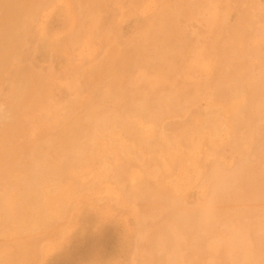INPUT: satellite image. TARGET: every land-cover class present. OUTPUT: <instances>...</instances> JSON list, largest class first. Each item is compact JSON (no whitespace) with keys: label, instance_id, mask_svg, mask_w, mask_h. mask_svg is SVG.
<instances>
[{"label":"rangeland","instance_id":"1","mask_svg":"<svg viewBox=\"0 0 264 264\" xmlns=\"http://www.w3.org/2000/svg\"><path fill=\"white\" fill-rule=\"evenodd\" d=\"M7 1L13 2L15 4H18L19 2L21 4L23 3V0H7ZM24 1H27V6H28L27 9L19 10L16 13H13L12 11L8 10L7 7H5V5L3 6L2 3L0 5V41H1L0 42L1 44L0 45V68L2 65V68L0 70V192H1L0 196L3 193L9 192V191L12 192V194H16L17 192V197L16 195H13L14 197L11 196V198L7 201L9 203H12L10 201H13L15 199L16 202L13 201L12 204L17 203V205L14 204V209H12V212L8 213L9 214L8 215L5 213L10 212V211H5V212L0 211L1 212L0 214H2V216L0 215V251H1L0 252V256H1L0 264L1 263L2 264H29L30 262H31L30 264H143V263L146 264L147 262L148 264H153L152 258H154L156 261L157 259L160 261V256L162 254L163 255L161 256V259L163 261L162 262L160 261V263L162 264L164 263L180 264V262H182L183 264H207L208 262H209L208 264H264V151H263L264 149L260 151L261 148H264V142H263L264 141V138H263L264 137L263 135L264 133L263 131L264 130L263 129L264 111L262 112L258 111L262 109L264 110V105H262L264 104L263 102L264 98L261 99V97L255 94L257 92L256 90H258L259 88L257 89V87L255 86L256 90L253 89L254 85L256 84L254 82L257 81L256 78L258 77L256 76V74L257 75L260 74L259 70H261V69L259 70L257 69L260 67L264 69V58H263L264 57V35H263L264 32H262L264 31V24H263L264 23V0H210V1L209 0H190V1L189 0H107L105 3H103L104 0H64V1L63 0L61 1L46 0L47 2L45 3L43 0H24ZM37 3H39L38 6H37ZM99 3H102V4L99 5ZM35 5H36L37 10L35 9ZM189 5L192 7H189ZM32 6L34 7L32 8ZM47 8H48V11H46ZM43 10L45 11L42 12ZM209 10L211 13L209 12ZM33 12L34 13L36 12V14L37 13L38 14L36 15ZM42 13H45V14H42ZM166 13L167 14L169 13V14L167 15ZM171 13L173 14L172 16H171ZM175 13L177 15H175ZM163 14H165L164 20L162 19ZM29 15H30L29 18L32 21L31 24H30L31 21L27 22L29 20L28 19ZM39 15L41 16V19H44L43 21L38 19ZM90 16L92 18L94 16L96 17H94V19L92 18L89 19ZM168 18L170 20L169 22H168ZM172 18H173V22H172ZM21 19H23V22L25 21L24 22L25 24H22ZM34 19H35V23H34ZM91 19L93 21H96L97 23L94 22V24H92ZM26 22L28 25H31V27L26 25ZM36 23H37V28H36ZM71 23L73 24V28L70 29L69 27H72ZM19 24L21 25L19 26ZM170 26L171 28L173 27L172 28L173 30L170 28ZM23 31L25 32L23 33ZM13 32L19 33V36L16 39H11L8 36L9 34ZM26 32H28V35L26 34L25 36L26 38L24 39V35ZM144 32L145 34H143ZM172 32L174 33V35L178 37L177 39H176V36H174ZM30 33L32 34L30 35ZM170 35L172 37H170ZM171 39H174L173 40L174 42ZM74 40L75 42H73ZM69 41H71V43ZM253 43L255 44L254 45L255 47L252 46ZM74 44H76V46ZM217 46H220L218 48L219 52H217L218 51ZM114 47H116L117 50L114 49ZM126 48H127V51H124L126 50ZM132 48L134 50H132ZM111 50H112V53L111 55H109V51L111 52ZM208 50H211V51L208 52ZM226 52L228 54H225ZM232 52H233L234 57L232 56ZM251 52H253L254 55ZM200 54L201 56L199 57ZM177 55H179V57ZM206 55L208 57H206ZM213 55H215V57ZM167 58L169 59L167 60ZM173 58H175L176 62L173 61L174 60ZM257 58L259 61L257 60ZM233 61H235L234 65L232 64ZM192 62L193 63L195 62L198 67H201L202 71L200 70V68H197L196 65L195 66L194 64L191 65ZM198 62H201V63L199 64ZM243 63L246 64V68L244 67L245 64ZM117 64L119 65V67L117 66ZM170 64L172 65V67L170 66ZM97 65L100 68L96 67ZM101 65H104V66H101ZM163 65L165 69H163ZM189 65H190V68H189ZM110 66L112 69H114V71L110 68ZM249 66H250V69H248ZM50 67L52 70L50 69ZM95 67L97 69H95ZM116 67H118V69ZM243 68H245L246 69L245 71H247L246 76L244 74L245 77L242 75V72L244 71ZM203 69H205V72H203ZM208 69L210 70V72L208 71ZM249 70L251 72H249ZM206 71L207 73L209 72L208 75H206L207 74ZM262 71L263 70H261V72ZM248 72L253 75L252 77H255L254 79L252 77L250 78L253 80H249V77L251 75H249ZM204 74L206 75V77H204ZM138 76H142V77H139V79H136V82H135L134 79L138 78ZM152 76L154 77V80L152 79ZM240 76H241V79L243 78L242 80H239ZM149 77L153 80V82L152 80H149ZM169 77H171L170 80H169ZM155 78L156 79L158 78V79L156 80ZM164 80H165V83H164ZM202 80L204 83L201 84ZM245 80H247V83ZM131 81L132 83L134 81L133 83L134 85H131L132 84ZM149 81L150 83H148ZM250 81H253L252 82L253 85L251 84ZM127 82H129L130 84L128 85L129 86L128 88L126 87ZM151 82L153 83V86L151 85L152 87L149 85L151 84ZM115 83H117V85ZM146 83L150 87H148ZM160 83L161 85L162 84L164 85L161 86V89L159 91L158 89L160 88ZM238 85L240 87H238ZM132 86L134 88V90H132L133 93L130 91ZM192 86L194 88H192ZM208 86H211V87L207 88ZM149 88L150 89L152 88L150 93L147 92ZM205 88L210 89L209 92L205 90ZM114 90L116 91V93ZM144 90H146V92ZM254 90H255V93H254ZM125 91H127V94L130 92V95H129L130 98L127 97V94ZM206 91L207 93H205ZM123 92H124V96H123ZM135 92L137 95L135 94ZM140 93L142 96H138ZM146 93L147 95H145ZM125 94L127 98H125ZM239 95L241 96V98ZM123 97L127 101H123ZM137 98L140 102L136 101ZM185 99L189 100L190 104L188 103L187 105L186 102L188 101ZM182 101H184V103H182ZM125 102L127 103V105ZM128 102H130V105ZM137 102L139 103L138 105H137ZM161 102H163L162 104L164 106L162 104L159 105ZM251 102H253L254 106H252ZM116 103L118 104L120 103L121 106ZM124 103H125V107L123 106ZM177 103H179V105H177ZM51 104H53V108ZM115 104L117 105L116 108H114L116 106ZM167 104H170V105H167ZM238 104L240 106L244 104L245 107L243 106L240 107ZM172 105L173 107L174 106L175 107L173 108ZM47 106L48 107L50 106L51 108L49 107L48 109ZM179 106H181L180 109H179ZM258 106L260 108L262 107L263 108L259 109ZM46 107H47V110L45 109ZM126 107H128L127 110H126ZM141 107H143V110H141L142 109ZM234 107L241 110L240 113L242 114L240 116H242V120L245 119L244 121H246V123L243 121L242 123L243 125L241 124V122L235 123L232 120V118H230V117H233V112L235 110ZM254 107L258 109L256 110V108ZM120 108H123L124 114L123 113L119 114V112H122ZM162 109H165V110L163 111ZM167 109L168 110L171 109V111H168ZM124 110H126L127 112L125 113ZM229 110L232 111L230 114H229L230 112ZM46 111L48 114L45 113ZM98 111L100 112V114ZM112 111L114 112V114ZM253 111H257V112H253ZM172 112L175 114H173ZM247 112H251V113L248 114ZM97 113L99 114V117L97 116ZM116 113H118L123 118H121ZM155 113L157 114L156 117L153 116L155 115ZM179 113H181L180 114L181 116L179 115ZM42 114H44V117ZM109 114H111V116ZM253 114H256V116H254ZM108 115L110 117H108ZM117 115L119 116L118 118H117ZM147 115H148V118H147ZM201 115L203 118H201ZM250 115H252V117ZM257 115H259V117ZM130 116L132 120H136V121L132 122ZM97 117L102 121L105 120L104 127L103 126L99 127L101 129L99 131L96 130L97 133L98 132L100 133L101 131L104 130V132L100 133V134H103V135H99L100 137L98 136L99 133L97 134L96 132H93L91 135L90 134L91 127L90 125H88L90 122L92 124V121L94 119H98ZM137 117L140 118V121L142 120L141 123L145 122V124L142 125L141 123H139L140 121H138L139 119ZM255 117H256V120L261 118L260 120H257V121L259 122L258 123L259 125L263 122L261 124L262 126L258 125L261 130L263 129L262 130L263 133L260 129H259L260 131L256 130L258 128L256 127L257 125L256 121H254ZM82 118L84 120H82ZM119 118L121 119L119 120ZM210 118L211 119L213 118L211 121L212 123L210 122ZM122 119L123 121L125 119L129 121L128 122L125 121L126 124L122 121L124 123L122 124L121 122ZM196 119L200 121L197 122ZM227 119H229L232 122L228 121ZM38 120H40L41 122ZM116 120H119V121H116ZM214 120L215 122L217 121L218 122L214 124L213 122ZM252 120L256 123L255 126H253L254 122L251 123ZM85 122L88 123L87 126ZM136 122L138 123L137 125L140 130H143V129L147 130V131L143 130L145 134H143V131H139L137 129L136 124H134ZM146 122H147V125H146ZM157 122L159 123L157 124ZM206 122H208L209 125L208 124L205 125ZM225 122L227 124L228 122H230V124H228V126H224V125H227ZM129 123L132 125H130ZM191 123L192 125H190ZM244 123L247 124V127H245L246 125L244 126ZM186 124L189 126H187ZM194 124H195V127L193 129L192 126ZM80 125H81L80 129L83 130L82 133L78 127ZM133 125H135V127ZM139 125L140 126L142 125V128L143 127L144 128L141 129ZM238 125H239V128H237V130L241 132L240 137H239V133H236L238 132L236 130V127ZM186 126L187 127L191 126L192 128L190 127L187 130ZM198 126H200L201 129ZM205 126H208V127H205ZM214 126H216L217 128L220 126V128H218V131L216 130L217 128ZM230 126L235 127V128L233 129ZM105 127L108 130V133ZM212 127L216 131L215 133L216 137L213 135L214 134L213 132L215 131L212 132L211 130ZM223 127H225L224 128L225 130L228 127V130L223 131ZM122 128L124 129V131H122L123 130ZM166 128L168 132L166 131L165 133ZM195 128L197 129L196 131H194ZM204 128H206V130H204ZM246 128L247 130L249 129L248 131L246 130L248 133L247 132L245 133L244 131ZM252 128L256 132H253L254 130ZM177 129H179L178 131L182 129L181 131L183 133L181 131H180L181 133L180 132L177 133L176 131ZM190 129L192 130V132L189 131ZM199 129L202 131H200ZM129 130H132L134 133ZM110 131H111V138H110ZM114 131L116 132L121 131V132L116 133ZM169 131H171L170 134L172 137L169 136V138H166L169 135ZM137 132H140V134H137ZM150 132H155V133H150ZM194 132L197 133L196 135L198 137L193 136L195 135ZM243 132L245 133L244 136L242 135ZM257 132H259V134L261 133L262 134L259 135ZM121 133L123 134V136H124V133H126L125 136L126 135L127 136L126 137L124 136L125 139L123 138V136H121ZM131 133L133 134V136L130 135ZM149 133L152 135H150ZM201 133L204 134L203 137ZM207 133H208V137L206 135ZM230 133H231V138H230ZM142 134L146 139H144ZM148 134L149 136H152V137L149 138ZM178 134H179V137H177ZM184 134L186 135L189 134V136L187 135L186 137ZM256 134L257 136L258 135L259 136L255 138ZM113 135H115L114 138H113ZM190 135H192L190 139L191 141L188 143L189 141L188 137H190ZM53 136L54 138L57 136L58 137L54 139ZM96 136H98L97 140L95 139ZM120 136L123 141L117 142L116 140H120L119 138ZM140 136L142 138H140ZM146 136H148V139ZM182 136L186 137V140H184L185 138H182ZM228 136L230 139L228 138ZM234 136L236 138L235 140L239 138L236 142V145L238 141H240V138H242L243 136V139H241V141L242 140L243 141L242 142L240 141V143H238V146H237L238 150L236 148V151L235 149L233 150L231 149L233 148L232 145L231 147L227 145V144H230L228 140L231 141L232 138H234ZM102 137L104 139H102ZM130 137L131 139H129ZM160 137L163 139L160 140L161 139ZM79 138H81L80 142H79ZM172 138L174 139L173 141L176 142L174 147H172L174 144L173 145L169 144L170 143L169 140H171V143H172ZM175 138L177 140H175ZM91 139L93 140L95 139V140L91 141ZM141 139L142 141H140ZM206 139H208V141ZM255 139L259 140L260 142L258 143L255 142ZM102 140L105 141L104 142L105 145L102 143ZM165 140H166V143L163 142ZM185 141L186 143H184L185 144L184 145L182 142H185ZM194 141L196 142V144L194 143ZM209 141L211 142L209 143ZM95 142L96 143L98 142V143L96 144ZM100 143L102 144V147H97V145L101 146ZM200 143L203 144V147L201 146L202 144ZM244 143L246 144L244 145ZM78 144L81 145V149H78V148L76 149V146H78ZM157 144H159L158 147H156ZM162 144H164V147H162ZM123 145H124L123 149L124 150L126 149V151L122 149ZM169 145L171 146L169 149H167ZM176 145H178L179 147ZM216 145L219 146V148H217ZM254 145L256 147L258 145L260 146H258L259 148L257 147L258 148L257 149ZM37 146L38 148H36ZM195 146H197V149L195 148ZM241 146H243V148ZM187 147L189 148L191 147L190 148L191 150H189V148L186 150ZM204 147H206V150L208 152L210 151L209 153L212 152L211 154L217 155V157L211 156V154L206 152ZM252 147L253 148L255 147L256 150H258L261 153L260 154L258 153V151H255L257 155L258 154L259 155L257 156L256 153L255 155L253 154L254 156L251 155L254 157V159L253 157L249 156L250 153H254L252 151L255 149H253ZM43 148H45V150ZM90 148L91 150L90 152H88ZM100 148L102 149V151ZM117 148L118 149L120 148V149L118 150ZM162 148L164 152L162 151ZM173 148L175 152L173 151ZM200 148H203L204 150H201ZM251 148H252V151H251ZM93 149L97 151L95 152ZM108 149L110 150L112 149L111 152ZM155 150H157L156 151L157 153H154ZM141 151L143 153L145 152V154H142ZM158 151L160 152V154H162L161 156L162 159ZM185 151L187 152V154L189 152V155H187ZM233 151L235 154L238 151L237 155H233ZM98 152H100L101 154ZM125 152L129 154H126ZM131 152H133V154ZM180 152L184 154L183 156L186 159L183 158ZM195 152L197 153V155L193 154ZM170 153L171 155L169 159ZM44 154L46 156L45 159H44L45 157ZM89 154L91 155V157H89L90 156ZM125 154L128 156H126ZM130 154H132L133 157ZM172 154H174V156ZM185 154L189 157H186ZM201 154L203 156H205L206 154L211 159H209L206 156L208 159H206L207 161H204L205 157L204 158L203 156L201 157ZM41 155L43 156V158H41L42 157ZM145 155L146 156L148 155L147 157H149L150 160ZM240 155L244 156L245 158H248L246 157L247 155L254 160L253 162L254 165H251V166H253L254 169L256 168L255 170L253 169L256 172V174L255 172H253L252 174L251 171L253 170L250 165L249 166L251 168H248L249 166L248 167L246 166L247 159L243 160L244 157H242V160L246 162L245 164L239 161L241 160V158H239ZM86 156L89 157L88 158L89 160H87ZM92 156H95V158ZM139 156L141 157L139 158ZM255 156H257L258 158H256ZM150 157L153 160H151ZM214 157H216L215 158L216 161L214 160ZM27 158H31V159H27ZM83 158H86V159H83ZM145 158H147L148 160L147 159H146L147 161L144 160ZM171 158L173 159V161ZM237 158L239 159L237 160ZM250 158H248V160H250ZM42 159L46 161L48 160V161L46 162V161H43ZM49 159L51 161H49ZM92 159L93 161L89 162ZM116 159H120V160H116ZM155 159L159 160V162ZM28 160H29V163H33V162L35 163V161L39 160V162L38 161L37 162L40 164H43V162H46L44 163L45 166L48 164L46 166L47 173H44L45 176L42 175L43 177H45L44 181L42 179V182L40 181L37 184V186L35 187V191L29 188H28L29 189L28 191L27 188H24V186L21 185V181H18V180H22L24 177L23 169H25V166H26L25 163L28 162ZM40 160L42 162H40ZM78 160L80 161V163ZM211 160H214L218 166L222 165L220 166V168L225 169V170L232 168L233 164H234L233 166H236L235 164H237L236 163L237 161L240 162V165L244 164L246 166L245 168L243 167L240 170L241 172L243 169H246V172L243 171L242 173H239V175L237 174V176L239 177H236V178H235L236 176L235 174H234L235 176L233 175L234 177L232 176L235 180L229 177L231 181L229 180L228 184L231 182V185H232V182L236 183L238 179L240 178L241 183L236 184L237 186L235 185V183H234V187H232L233 185L232 186L230 184L228 185L229 187H231V190L232 188H235L234 190H237L238 188V191L237 192L235 191L236 193L234 192V190L228 192V190H230L229 187L227 189L225 188L226 191L230 195L226 193L224 190L223 193H221V196L223 197H220V196L217 197L216 198L217 202L214 200L215 203H213L210 208L212 215H214L212 219L214 221L211 222L212 221L211 220L208 224L206 223L207 224L206 228L208 227L209 224L211 228L208 227V230H206L205 228L206 224L204 223H203V227L205 229L201 226L202 224H199L196 227L197 230H200V231L202 230L200 234L204 233L205 230L208 232H205L204 235L200 236L199 232L197 233V231H195L194 229H193L194 231L192 230V228L193 227L195 228V226L193 227L188 226V225L184 226L182 224L178 228H176V230H178L180 234L179 235L176 234L177 235L176 237L173 236L174 238V243H173L170 241V240H173L171 239L172 236L170 237L169 233L168 234L166 233V229L171 228L172 224L170 223H172L175 218L174 217L176 213L175 211L176 209H178L177 207H175V205L179 206V209L181 208L185 209L187 207L186 209L188 210H191V209L194 210V208L199 204L198 202L202 201V199L207 196V193L205 192L208 191V189L206 187L207 190L205 188L203 190V187L205 186V184H207L204 178L208 173H205V172L207 171L209 172L211 169L210 166L212 165V163H214V161H211ZM117 161L119 164L117 163ZM162 161L164 162L162 163ZM150 162L151 163L153 162L154 165L153 164L150 165ZM195 162L196 163L198 162V163L196 164ZM248 162L251 163L252 160ZM165 163L166 165H169L168 167H171L170 169L167 168L166 172H168L169 170L171 171H169L168 173L169 176L168 174L166 175L164 171H162V175L164 177L163 176L161 177V175H159L161 174V169L164 170L167 167V166H164ZM193 163L194 165H192ZM199 163L203 167L200 166ZM74 164L76 165L74 166ZM142 164L143 165L146 164V165L143 166ZM21 165L22 166L24 165L23 169L19 168ZM79 165L81 167H79ZM87 165L91 169L89 167H85ZM127 165H128V168H127ZM161 165L164 166L165 168L163 169ZM179 165H180V168H179ZM184 165H186V167ZM150 166H153L155 169H157V172L154 173L156 170L152 167H151L152 169H150ZM15 167L17 168V170ZM78 167L80 168L81 172L83 170L82 173L78 171L79 170ZM132 167L135 170L138 169L136 172L140 175L139 178L135 170ZM72 168L76 170L75 171L73 169L74 170L73 172L78 171L80 174L78 175L77 173H74L75 175H71V172L69 173V171H72ZM177 168L179 170H177ZM182 168L184 169L182 170ZM128 169H130L131 171ZM152 170L154 171L153 173H152ZM21 172L23 173L22 175H21ZM149 172H151L152 175ZM129 173H130V176H131V173L132 175L134 174L133 175L135 177L134 179L137 180L138 178L137 183L136 181H133L134 183H130V181L126 180L127 175L128 177H130ZM69 174L72 176V178L76 176L75 178L77 179L74 178L75 183H74V179L69 178L71 177ZM122 174H123V177L125 178L122 177ZM124 174L126 176H124ZM157 174L161 177V178L158 177L160 180L159 183H156V179L158 180V178H156ZM135 175H137V178ZM252 175L253 177H251ZM150 176H152L151 179H150ZM1 177L5 179H1ZM51 177L52 179L54 178L56 181L54 179L52 181ZM132 177H130V179ZM152 178H155V179H152ZM3 180L6 183L2 182ZM127 181L130 184L129 185L130 188L128 187V185H125V184H128ZM139 181H141V183ZM152 182L154 185L151 184ZM50 183L52 185H50ZM55 183H56V186H55ZM121 183L122 185L120 187ZM135 183L136 185H134ZM144 183L146 186L144 185ZM172 183L173 184L175 183V184L173 185ZM113 184L114 185L116 184V185L114 186ZM176 184L178 185L177 186L178 188L176 187ZM17 185L20 188L17 187ZM112 185L114 187H111ZM124 185L127 187H125ZM160 185H161V188H159ZM43 186L44 188H42ZM62 186L65 187V191L67 189L68 196H66V194H64L65 192L62 191L64 189ZM67 187H69V190ZM107 187H108V190H106ZM41 188L42 190L43 189L44 190L43 191L40 190ZM45 188H47L46 191H45ZM157 188H159V190H157ZM8 189L10 190L7 191ZM117 189H118V192H117ZM130 189L133 190L135 194H133V191H131ZM162 189H164V194L162 193L163 191ZM109 190L111 191L115 190V191H112L113 193H111V191ZM127 190H128V193H126ZM69 191L70 192L72 191L71 194ZM129 191H131L132 193ZM146 192L147 194L145 195L144 193ZM160 192L163 195L167 193L170 196V199L164 198L162 199L163 202L161 203L159 200L161 199V197L163 198V196L158 194ZM231 192H234V193H231ZM19 193H23L24 194L23 197L22 196L19 197L18 195ZM48 193L50 196L48 195ZM129 193L133 194L134 196L129 195L128 198L131 197V199L134 198L135 200L133 199L130 201V199L125 197ZM149 193L150 195L152 194L154 196L149 197L150 196ZM156 193L157 195H155ZM58 194H62V195H59L60 196L59 197ZM203 194L206 196H204ZM231 194H234V195L231 196ZM27 195L28 196L31 195L30 197L33 196L34 199L29 201L28 199H26ZM44 195L46 198L44 197ZM47 195L50 198H48ZM52 195L54 197H52ZM110 195H112L113 197L116 195V198H113ZM119 195L121 196L123 200L120 198ZM144 196L149 197L150 202L152 201V199L155 200V198L157 197L156 198L157 201L155 200L154 204H150L149 199ZM158 196L160 197V199ZM12 197H13V200H12ZM141 197H144V198H141ZM53 198H57V200H60V202L57 201V205H58L57 208H56V205H54V202L56 201V199H53ZM63 198H64V201H63ZM140 198L143 200V202L142 200H139ZM41 199H42V202H41ZM46 199L49 201L46 202L47 201ZM51 199L53 200L52 202H51ZM116 199H118V202H116ZM171 199L173 202L171 201ZM61 200L63 202H61ZM125 200L126 201L128 200L132 204L129 203L128 201L126 202ZM179 200L182 202H179ZM132 201H134V203ZM49 202H51L52 204ZM122 202H125V203H122ZM146 203L150 207L152 205L153 206L156 205V203L157 204L161 203L160 204L161 206H163L162 204H166V206L164 205L161 208L159 206L158 207L159 209L155 206L156 209L154 213H156L157 210L159 212L157 216H155L154 218V215L152 217L151 216L152 214H150V212H153L151 211L152 209L150 210L149 213H146L149 211V206L147 209ZM37 204H38V207H37ZM44 204L50 209V211H48L49 210L48 208L46 209ZM48 204L54 205V206H48ZM167 204H168V208H166ZM153 206L151 208H153L154 210L155 207ZM169 206L170 207L173 206V207L170 208ZM53 207H55V209ZM160 209L163 212L166 210L164 212V215H163V212L160 213ZM51 210L53 214L51 213ZM144 210H148V211H144ZM173 210L175 211L173 212ZM46 212H47V215H46ZM59 213L60 215H62L61 217ZM145 213L147 215L150 214L149 216H151V217L148 216L149 218L147 222L150 223L149 225L146 222L147 215ZM12 214H13V218H12ZM37 215H39L38 218H37ZM48 215L49 217H47ZM151 218L153 219L154 222H152ZM140 219L144 223H147V225L142 223ZM34 221H35V224H34ZM19 222L21 223L19 224ZM22 224L24 227L22 226ZM143 225L145 226V228L141 227ZM33 226L35 227V229L33 228ZM198 226H201V228L198 229ZM20 227L21 229L19 231ZM156 227H159L158 229L161 228V230L157 231L158 229ZM162 227H164L165 229L164 233H166L167 235L163 233ZM188 227L189 228L191 227V230H189ZM150 228L155 229L154 231L156 232H154V234L157 233L156 234V237L158 238L157 244H159V246L155 243V239L157 241V238L155 237V235L154 237L151 236L152 238H154L153 240L150 238L153 243L150 240H148L149 239L147 237L148 234L150 233L152 234V232L150 231ZM8 229L10 230L7 232ZM170 231L171 230L169 229V232ZM183 231H184V234H183ZM14 232H16L17 235ZM158 232L160 233L158 234ZM18 233L19 234L21 233V234L18 235ZM140 233H143L144 236L143 234H140ZM186 233L188 235L187 238H186L187 236ZM145 234L147 236H145ZM163 234L164 236H162ZM160 236L161 238H159ZM226 236L228 238L229 236L231 237L227 239ZM238 237H240V239L243 241L242 244L240 243L241 240L239 241ZM179 238H181L182 240ZM168 239H169V242H168ZM142 240L144 241V243ZM175 240L177 242H175ZM237 240L238 242H236ZM21 241L23 242V244L21 243ZM138 241H140L144 245V248L147 251L149 250V252L146 251L147 253H145V255L147 254V256L142 254L143 252H145V251H142V249L145 250L144 248H141L140 250H138L140 246H142L141 243H140L141 245L138 244L139 243ZM147 241H149L150 243ZM234 241L237 243L235 247H234L235 245ZM176 243L178 246L176 245ZM216 243L218 244L217 246H215ZM230 243L234 245L233 246L229 245ZM18 244L20 245V247ZM136 244L138 246H136ZM150 244L153 246V248H151L152 246H150ZM210 244L211 246L214 245L216 249L213 248V246L211 247ZM179 245L181 247H179ZM167 246H168V250H165ZM174 246L178 248L176 249V247L174 248ZM156 247L158 249H156ZM161 248L164 250H162ZM247 248L249 251L247 250ZM137 251L141 252L143 257L145 258L148 257V258L145 259L142 257L143 258L142 259L141 258L142 255ZM154 251H157V253L159 254H155L156 252ZM153 255L154 257H152ZM155 255H159L157 256L158 258H156ZM164 256L166 258H164ZM180 256L182 257L180 258ZM150 257H152L151 258L152 263H151V260L150 261L147 260V259H150ZM167 258H169V260ZM6 259L8 260L6 261ZM170 260L172 261L171 263L169 262ZM177 260H180V261L177 262ZM159 261L158 263L156 262L154 264H160Z\"/></svg>","mask_w":264,"mask_h":264},{"label":"bare ground","instance_id":"2","mask_svg":"<svg viewBox=\"0 0 264 264\" xmlns=\"http://www.w3.org/2000/svg\"><path fill=\"white\" fill-rule=\"evenodd\" d=\"M43 1H44V3L47 2L46 0H43ZM59 1H61V0H59ZM59 1H58V2H59ZM63 1H64V0H63ZM63 1H62V2H63ZM106 1H107V0H104V2H103V1H102V2L105 3ZM189 1H190V0H189ZM209 1H210V0H209ZM54 2H56V1H54ZM1 3L3 4V6L5 5V7H7V9L10 10V11H12L13 13H16V12L19 11V10H25V9H27V7H28V6H27V1H24V0H23V3H22V4H21L20 2H19L18 4H15V3L10 2V1H7V0H0V5H1ZM30 3H31V2H30ZM128 3H129V2H128ZM134 3H135V2H134ZM136 3H138V2H136ZM162 3H163V2H162ZM173 3H174V2H173ZM38 4H39V3H37V6H38ZM46 4H47V3H46ZM46 4H44V5H46ZM48 4H49V3H48ZM53 4H55V3H53ZM100 4H102V3H99V5H100ZM31 5H32V4H31ZM42 5H43V4H42ZM77 5H78V4H77ZM92 5H93V4H92ZM99 5H98V6H99ZM103 5H104V4H103ZM163 5H164V4H163ZM182 5H183V4H182ZM191 5H192V4H191ZM169 6H170V5H169ZM33 7H34V6H32V8H33ZM42 7H43V6H42ZM42 7H41V8H42ZM51 7H52V5H51ZM133 7H134V6H133ZM189 7H192V6L189 5ZM119 8H120V7H119ZM209 8H210V7H209ZM4 9H6V8H4ZM30 9H31V7H30ZM35 9H36V5H35ZM44 9H45V8H44ZM49 9H50V7H49ZM95 9H96V7H95ZM116 9H117V8H116ZM172 9H173V8H172ZM36 10H37V9H36ZM36 10H34V11H36ZM211 10H212V9H211ZM5 11H6V10H5ZM44 11H45V10H43L42 12H44ZM46 11H48V8H47ZM49 11H50V10H49ZM166 11H167V10H166ZM166 11H165V12H166ZM169 11H170V10H169ZM169 11H168V12H169ZM25 12H26V11H25ZM75 12H76V11H75ZM96 12H97V11H96ZM170 12H171V11H170ZM172 12H173V11H172ZM209 12H210V10H209ZM20 13H21V11H20ZM28 13H29V12H28ZM28 13H27V14H28ZM33 13H34V12H33ZM49 13H51V12H49ZM93 13H94V12H93ZM210 13H211V12H210ZM30 14H31V12H30ZM34 14H36V12H35ZM37 14H38V13H37ZM37 14H36V15H37ZM42 14H45V13H42ZM46 14H48V13H46ZM97 14H98V13H97ZM100 14H101V13H100ZM166 14H167V13H166ZM168 14H169V13H168ZM168 14H167V15H168ZM187 14H188V13H187ZM194 14H195V13H194ZM196 14H197V13H196ZM242 14H243V13H242ZM23 15H24V14H23ZM78 15H79V14H78ZM89 15H90V14H89ZM94 15H95V14H94ZM172 15H173V14L171 13V16H172ZM175 15H177V14L175 13ZM31 16H32V15H31ZM97 16H98V15H97ZM209 16H210V14H209ZM23 17H24V16H23ZM29 17H30V15L28 16V19H29V20H28L27 22L31 21ZM39 17H40V18H39ZM39 17H38V19H40V20H42V21L44 20V19H41V16H40V15H39ZM78 17H79V16H78ZM94 17H96V16H94ZM94 17L92 18V17L90 16L89 19H90V18L94 19ZM255 17H256V16H255ZM34 18H35V16H34ZM86 18H87V17H86ZM173 18H175V17H173ZM173 18H172V22H173ZM23 19H25V18H23ZM23 19H21V20H22V24H25V23H24L25 21L23 22ZM76 19H77V18H76ZM92 19H91L92 24H94V22H96V21H93ZM162 19H163V20L165 19V14H163V18H162ZM209 19H210V18H209ZM83 20H84V19H83ZM95 20H96V19H95ZM203 20H204V19H203ZM234 20H235V19H234ZM38 21H39V20H38ZM91 21H90V22H91ZM169 21H170V20H169V18H168V22H169ZM16 22H17V21H16ZM27 22H26V25H28ZM40 22H41V21H40ZM40 22H39V23H40ZM206 22H207V21H206ZM17 23H18V22H17ZM31 23H32V21L30 22V24H31ZM34 23H35V19H34ZM34 23H33V24H34ZM39 23H38V24H39ZM73 23H74V22H73ZM76 23H77V22H76ZM76 23H75V24H76ZM96 23H97V22H96ZM164 23H165V21H164ZM170 23H171V22H170ZM239 23H240V22H239ZM243 23H244V22H243ZM71 24H72V23H71ZM166 24H167V23H166ZM263 24H264V23H263ZM20 25H21V24H19V26H20ZM41 25H42V24H41ZM41 25H39V26H41ZM80 25H81V24H80ZM167 25H168V24H167ZM172 25H173V24H172ZM207 25H208V24H207ZM235 25H236V24H235ZM238 25H239V24H238ZM28 26L31 27V25H28ZM22 27H23V26H22ZM22 27H21V28H22ZM146 27H147V26H146ZM148 27H149V26H148ZM19 28H20V27H19ZM25 28H26V27H25ZM34 28H35V27H34ZM36 28H37V23H36ZM36 28H35V29H36ZM69 28H70V29L73 28V24H72V27H69ZM170 28H171V26H170ZM172 28H173V27H172ZM172 28H171V29H172ZM27 29H28V28H27ZM27 29H26V30H27ZM154 29H155V28H154ZM233 29H234V28H233ZM243 29H244V28H243ZM23 30H24V29H23ZM26 30H25V31H26ZM28 30H29V29H28ZM82 30H83V29H82ZM172 30H173V29H172ZM172 30H170V31H172ZM14 31H15V30H14ZM18 31H19V29H18ZM25 31H23V33H24ZM29 31H30V30H29ZM44 31H45V30H44ZM44 31H43V32H44ZM166 31H167V30H166ZM145 32H146V31H145ZM145 32H144L143 34H145ZM235 32H236V31H235ZM238 32H239V31H238ZM238 32H237V33H238ZM262 32H264V31H262ZM33 33H34V32H33ZM83 33H84V32H83ZM172 33H173V32H172ZM241 33H242V32H241ZM260 33H261V32H260ZM26 34L28 35V32L25 33V35H24V39L26 38V37H25ZM31 34H32V33H30V35H31ZM37 34H38V33H37ZM52 34H53V33H52ZM52 34H51V35H52ZM152 34H153V33H152ZM169 34H170V32H169ZM173 35H174V33H173ZM205 35H206V34H205ZM263 35H264V34H263ZM8 36H9L11 39H16V38L19 36V33H18V32H13V33L9 34ZM22 36H23V35H22ZM32 36H33V35H32ZM140 36H141V35H140ZM167 36H168V35H167ZM167 36H166V37H167ZM174 36H176V35H174ZM190 36H191V34H190ZM259 36H260V35H259ZM137 37H138V36H137ZM170 37H172V36L170 35ZM202 37H203V36H202ZM81 38H82V37H81ZM177 38H178V37L176 36V39H177ZM22 39H23V38H22ZM22 39H21V40H22ZM73 39H75V38H73ZM141 39H142V37H141ZM256 39H257V38H256ZM37 40H38V39H37ZM166 40H167V39H166ZM171 40L173 41L174 39H171ZM254 40H255V39H254ZM254 40H253V41H254ZM262 40H263V39H262ZM262 40H261V41H262ZM65 41H66V40H65ZM77 41H78V40H77ZM167 41H168V40H167ZM219 41H220V40H219ZM228 41H229V40H228ZM237 41H239V40H237ZM245 41H246V40H245ZM245 41H244V42H245ZM259 41H260V40H259ZM0 42H1V41H0ZM24 42H25V41H24ZM69 42L71 43V41H69ZM73 42H75V40H74ZM73 42H72V43H73ZM134 42H135V40H134ZM150 42H151V41H150ZM173 42H174V41H173ZM255 42H256V41H255ZM64 43H65V42H64ZM80 43H81V42H80ZM80 43H79V44H80ZM180 43H181V42H180ZM184 43H185V42H184ZM229 43H230V42H229ZM237 43H239V42H237ZM251 43H252V42H251ZM5 44H6V43H5ZM66 44H67V42H66ZM68 44H69V43H68ZM135 44H137V43H135ZM169 44H170V43H169ZM182 44H183V43H182ZM197 44H198V43H197ZM0 45H1V44H0ZM19 45H20V44H19ZM19 45H18V46H19ZM74 45L76 46V44H74ZM128 45H129V43H128ZM218 45H219V44H218ZM254 45H255V44L253 43L252 46H254ZM257 45H258V44H257ZM257 45H256V46H257ZM12 46H13V45H12ZM34 46H35V45H34ZM144 46H145V45H144ZM212 46H213V45H212ZM236 46H237V45H236ZM71 47H72V46H71ZM124 47H125V46H124ZM130 47H131V45H130ZM182 47H183V45H182ZM219 47H220V46H217V49H218ZM246 47H247V46H246ZM254 47H255V46H254ZM72 48H73V47H72ZM72 48H71V49H72ZM106 48H107V47H106ZM127 48H128V46H127ZM127 48H126V50H124V51H127ZM187 48H188V46H187ZM114 49H116V47H114ZM121 49H123V48H121ZM182 49H183V48H182ZM209 49H211V48H209ZM248 49H249V47H248ZM116 50H117V49H116ZM116 50H115V51H116ZM129 50H130V49H129ZM129 50H128V51H129ZM132 50H134V49L132 48ZM132 50H131V51H132ZM184 50H185V49H184ZM202 50H203V49H202ZM252 50H253V48H252ZM118 51H119V50H118ZM153 51H154V50H153ZM209 51H211V50H208V52H209ZM250 51H251V50H250ZM255 51H256V50H255ZM119 52H120V51H119ZM217 52H219V49H218ZM217 52H216V54H217ZM221 52H222V51H221ZM227 52H228V51H227ZM227 52H226L225 54H228ZM248 52H249V51H248ZM111 53H112V50H111V52L109 51V55H111ZM115 53H116V52H115ZM120 53H121V52H120ZM120 53H119V54H120ZM134 53H135V51H134ZM211 53H212V52H211ZM251 53H253V52H251ZM143 54H144V53H143ZM197 54H198V53H197ZM197 54H196V55H197ZM212 54H213V53H212ZM214 54H215V53H214ZM255 54H256V53H255ZM258 54H259V53H258ZM107 55H108V54H107ZM112 55H113V54H112ZM139 55H140V54H139ZM246 55H247V54H246ZM246 55H245V56H246ZM253 55H254V53H253ZM259 55H260V54H259ZM118 56H119V55H118ZM130 56H131V55H130ZM170 56H171V54H170ZM177 56L179 57V55H177ZM197 56H198V55H197ZM200 56H201V54L199 55V57H200ZM213 56L215 57V55H213ZM232 56H233V52H232ZM257 56H258V55H257ZM261 56H262V55H261ZM261 56H260V57H261ZM121 57H122V55H121ZM131 57H132V56H131ZM144 57H145V56H144ZM162 57H163V56H162ZM204 57H205V56H204ZM206 57H208V56L206 55ZM210 57H211V56H210ZM233 57H234V56H233ZM252 57H253V56H252ZM252 57H251V59H252ZM260 57H259V58H260ZM106 58H107V57H106ZM106 58H105V59H106ZM201 58H202V57H201ZM201 58H200V59H201ZM219 58H220V56H219ZM235 58H236V57H235ZM235 58H234V59H235ZM247 58H248V57H247ZM249 58H250V57H249ZM263 58H264V57H263ZM163 59H165V58H163ZM168 59H169V58H167V60H168ZM173 59H174V60H173ZM173 59H172V60L175 61V58H173ZM196 59H197V58H196ZM216 59H217V58H216ZM253 59H254V58H253ZM260 59H261V58H260ZM108 60H109V59H108ZM111 60H112V59H111ZM131 60H132V59H131ZM247 60H248V59H247ZM257 60H258V58H257ZM262 60H263V59H262ZM195 61H196V60H195ZM217 61H218V60H217ZM254 61H255V60H254ZM258 61H259V60H258ZM49 62H50V61H49ZM166 62H167V61H166ZM175 62H176V61H175ZM196 62H197V61H196ZM205 62H206V61H205ZM236 62H237V61H236ZM245 62H246V61H245ZM113 63H114V62H113ZM172 63H173V62H172ZM198 63L200 64L201 62H198ZM234 63H235V61H233L232 64L234 65ZM256 63H257V61H256ZM115 64H116V63H115ZM115 64H114V65H115ZM132 64H133V63H132ZM161 64H162V62H161ZM192 64H194V66L196 65L195 62H194V63L192 62L191 65H192ZM236 64H238V63H236ZM243 64H245V63H243ZM250 64H251V63H250ZM49 65H50V64H49ZM98 65H99V64H98ZM98 65H97L96 67H99ZM121 65H122V64H121ZM225 65H227V64H225ZM240 65H241V64H240ZM248 65H249V64H248ZM88 66H89V65H88ZM101 66H104V65H101ZM115 66H116V65H115ZM117 66L119 67L118 64H117ZM155 66H156V65H155ZM170 66L172 67L171 64H170ZM196 66H197V65H196ZM213 66H214V65H213ZM96 67H95V69H97ZM107 67H109V66H107ZM112 67H113V66H112ZM118 67H116V68L118 69ZM159 67H160V66H159ZM171 67H170V68H171ZM207 67H208V66H207ZM227 67H229V66H227ZM244 67L246 68V64H245ZM1 68H2V65H1ZM1 68H0V70H1ZM3 68H4V67H3ZM99 68H100V67H99ZM104 68H105V67H104ZM104 68H103V70H104ZM110 68H111V66H110ZM116 68H115V69H116ZM122 68H123V67H122ZM157 68H158V67H157ZM168 68H169V67H168ZM189 68H190V65H189ZM193 68H194V67H193ZM197 68H200V70L202 71L201 67H198V66H197ZM204 68H205V66H204ZM209 68H210V67H209ZM245 68H243L244 71L246 70ZM50 69H51V67H50ZM105 69H106V68H105ZM111 69H112V68H111ZM163 69H165V68H164V65H163ZM206 69H207V68H206ZM248 69H250V66H249ZM256 69H257V68H256ZM256 69H255V70H256ZM259 69H261V70H263V71L261 72V70H259ZM51 70H52V69H51ZM107 70H108V69H107ZM112 70L114 71V69H112ZM168 70H170V69H168ZM189 70H190V69H189ZM238 70H239V69H238ZM257 70H259V73H260V74H258V75L256 74V76H258V77L256 78L258 82H257V81L254 82V83H256V84L254 85V88H253V89L256 90L255 86L257 87V89L259 88L258 90H256V91H257L256 93H255V90H254V93H255L257 96L261 97V99H263V98H264V69L260 67V68H258ZM113 71H112V72H113ZM208 71L210 72L209 69H208ZM241 71H242V69H241ZM244 71L242 72V75L244 76V74H245V76H246V72H247V71H245V73H244ZM95 72H96V71H95ZM115 72H117V71H115ZM118 72H119V71H118ZM203 72H205V69H203ZM203 72H202V73H203ZM209 72H208V73H209ZM222 72H223V71H222ZM249 72H251V71L249 70ZM249 72H248V74L251 75V76L249 77V80H253L255 77H252L253 75L250 74ZM113 73H114V72H113ZM206 73H207V71H206ZM208 73H207L206 75H208ZM121 74H122V73H121ZM135 74H136V73H135ZM157 74H158V73H157ZM194 74H195V73H194ZM197 74H198V73H197ZM229 74H230V73H229ZM106 75H107V74H106ZM109 75H110V74H109ZM206 75L204 74V77H206ZM242 75H241V76H242ZM74 76H75V75H74ZM153 76H154V75H153ZM153 76H152V79L154 80V77H155V76H154V77H153ZM241 76L239 77V80H242V79L245 77V76H244V77L242 76L243 78L241 79ZM139 77H142V76H138V78H135L134 81L136 82V79H139ZM251 77H252L253 79H250ZM159 78H160V77H159ZM163 78H164V77H163ZM170 78H171V77H169V80H170ZM188 78H190V77H188ZM233 78H235V77H233ZM246 78H247V77H246ZM146 79H147V78H146ZM152 79L149 77V80H152ZM155 79H156V78H155ZM157 79H158V78H157ZM157 79H156V80H157ZM203 79H204V78H203ZM229 79H230V78H229ZM244 79H245V78H244ZM53 80H54V79H53ZM153 80H152V82H153ZM159 80H160V79H159ZM161 80H162V78H161ZM113 81H114V80H113ZM134 81H133V83H134ZM137 81H138V80H137ZM142 81H143V80H142ZM146 81H147V80H146ZM193 81H194V80H193ZM204 81H205V80H204ZM245 81H246V83H247V80H245ZM73 82H74V81H73ZM114 82H115V81H114ZM114 82H113V84H114ZM152 82H151V84H149L150 86H151V85L153 86V83H152ZM159 82H160V81H159ZM239 82H240V81H239ZM243 82H244V81H243ZM250 82H251V84H252L253 81H250ZM131 83H132V81H131ZM133 83H132L131 85H134ZM137 83H138V82H137ZM148 83H150V81H149ZM162 83H163V82H162ZM164 83H165V80H164ZM202 83H204L203 80H202L201 84H202ZM68 84H69V83H68ZM115 84L117 85V83H115ZM125 84H126V83H125ZM195 84H196V83H195ZM241 84H242V82H241ZM60 85H61V84H60ZM72 85H73V84H72ZM126 85H127L126 87L128 88V87H129L128 85H130L129 82H127ZM140 85H141V84H140ZM140 85H139V86H140ZM146 85H148V84L146 83ZM149 85H148V87H150ZM162 85H164V84H162ZM162 85H161V83H160V88H159V89L156 88V89H158V90L160 91ZM233 85H235V84H233ZM252 85H253V84H252ZM152 86H151V87H152ZM193 86H194V85H193ZM193 86H192V88H194ZM201 86H202V85H201ZM206 86H207V85H206ZM249 86H250V85H249ZM249 86H248V87H249ZM141 87H142V86H141ZM148 87H147V88H148ZM156 87H157V86H156ZM196 87H197V86H196ZM210 87H211V86H208L207 88H210ZM234 87H235V86H234ZM238 87H240V86L238 85ZM238 87H237V88H238ZM70 88H71V87H70ZM228 88H229V87H228ZM124 89H125V88H124ZM139 89H140V88H139ZM145 89H146V87H145ZM151 89H152V88H151ZM151 89L149 88V90H148L147 92L150 93ZM222 89H223V88H222ZM232 89H233V88H232ZM232 89H231V90H232ZM250 89H251V88H250ZM132 90H134L133 86H132V88H131L130 91L132 92ZM165 90H166V89H165ZM201 90H202V89H201ZM203 90H204V89H203ZM205 90H207V91L209 92L210 89H206V88H205ZM214 90H215V89H214ZM114 91H115V90H114ZM135 91H136V90H135ZM144 91L146 92V90H144ZM156 91H157V90H156ZM159 91H158V92H159ZM161 91H162V90H161ZM207 91H206L205 93H207ZM232 91H233V90H232ZM125 92H126V94H127V91H125ZM128 92H129V91H128ZM140 92H141V91H140ZM154 92H155V91H154ZM105 93H106V91H105ZM112 93H113V92H112ZM115 93H116V91H115ZM132 93H133V92H132ZM179 93H180V92H179ZM190 93H191V92H190ZM224 93H225V92H224ZM230 93H231V92H230ZM238 93H239V92H238ZM126 94H125V98L129 97L130 92L127 94V97H126ZM135 94H136V92H135ZM135 94H134V95H135ZM142 94H144V93H142ZM166 94H167V93H166ZM202 94H203V93H202ZM240 94H241V93H240ZM252 94H253V93H252ZM255 94H254V95H255ZM134 95H133V96H134ZM136 95H137V94H136ZM145 95H147V93H146ZM157 95H158V94H157ZM157 95H156V96H157ZM172 95H174V94H172ZM193 95H194V94H193ZM196 95H197V94H196ZM208 95H209V94H208ZM233 95H234V94H233ZM101 96H102V95H101ZM113 96H115V95H113ZM116 96H117V95H116ZM118 96H119V95H118ZM123 96H124V92H123ZM131 96H132V95H131ZM138 96H142L141 93H140ZM162 96H163V95H162ZM169 96H170V95H169ZM178 96H180V95H178ZM190 96H191V95H190ZM194 96H195V95H194ZM239 96H240V95H239ZM252 96H253V95H252ZM145 97H147V96H145ZM160 97H161V96H160ZM174 97H175V96H174ZM129 98H130V97H129ZM138 98H140V97H138ZM138 98H137L136 101H139ZM158 98H159V97H158ZM183 98H184V97H183ZM227 98H228V97H227ZM240 98H241V96H240ZM254 98H256V97H254ZM121 99H122V98H121ZM141 99H143V98H141ZM164 99H165V98H164ZM196 99H197V98H196ZM259 99H260V98H259ZM145 100H146V99H145ZM174 100H175V99H174ZM180 100H181V99H180ZM185 100H187V99H185ZM237 100H238V99H237ZM239 100H240V99H239ZM254 100H255V99H254ZM123 101H127V100L124 99V97H123ZM142 101H144V100H142ZM149 101H150V100H149ZM187 101H188V102H186V101H185V102H186L187 105H188L189 100H187ZM192 101H193V100H192ZM213 101H214V100H213ZM230 101H231V100H230ZM244 101H245V99H244ZM259 101H260V100H259ZM139 102H140V101H139ZM146 102H147V101H146ZM157 102H158V101H157ZM163 102H165V101H163ZM163 102H161L159 105H161ZM174 102H175V101H174ZM222 102H223V101H222ZM234 102H235V101H234ZM257 102H258V101H257ZM261 102H262V100H261ZM263 102H264V101H263ZM50 103H51V102H50ZM125 103H126V102H125ZM125 103H124V105L122 104L124 107H125ZM128 103H129V105H130V102H128ZM133 103H134V102H133ZM179 103H180V101H179ZM179 103H177V105H179ZM182 103H184V101H182ZM210 103H212V102H210ZM218 103H219V102H218ZM240 103H241V102H240ZM251 103H252V106H254V105H253V102H251ZM116 104H118V103H116ZM116 104H115V105H116ZM138 104H139V103L137 102V105H138ZM143 104H144V103H143ZM143 104H142V105H143ZM164 104H165V103H164ZM175 104H176V103H175ZM189 104H190V103H189ZM249 104H250V102H249ZM254 104H255V103H254ZM260 104H261V103H260ZM51 105H52V108H53V104H51ZM118 105H120V103H119ZM126 105H127V103H126ZM137 105H136V106H137ZM162 105H163V104H162ZM165 105H166V104H165ZM167 105H170V104H167ZM180 105H181V104H180ZM185 105H186V104H185ZM222 105H223V103H222ZM236 105H237V104H236ZM238 105H239V104H238ZM246 105H247V104H246ZM257 105H258V104H257ZM262 105H264V104H262ZM120 106H121V105H120ZM132 106H133V105H132ZM132 106H131V108H132ZM163 106H164V105H163ZM181 106H182V105H181ZM181 106H179V109H180ZM214 106H215V105H214ZM232 106H233V105H232ZM232 106H231V107H232ZM239 106H240V105H239ZM242 106L245 107L244 104H242ZM242 106H240V107H242ZM250 106H251V105H250ZM47 107H48V106H47ZM47 107L45 108L46 110H47ZM49 107H50V106H49ZM49 107H48V109H49ZM55 107H56V106H55ZM116 107H117V105H116L114 108H116ZM124 107H123V108H124ZM129 107H130V106H129ZM147 107H148V106H147ZM147 107H146V108H147ZM170 107H171V106H170ZM172 107H173V105H172ZM174 107H175V106H174ZM174 107H173V108H174ZM189 107H190V106H189ZM225 107H226V105H225ZM228 107H229V106H228ZM228 107H227V108H228ZM43 108H44V107H43ZM50 108H51V107H50ZM123 108H120V109L122 110V112H119V114H122V113H123ZM127 108H128V107H126V110H127ZM141 108H142L141 110H143V107H141ZM144 108H145V107H144ZM161 108H162V107H161ZM164 108H165V107H164ZM176 108H177V106H176ZM184 108H185V106H184ZM234 108H235V110H234V112H233V117H230V118H232V120H233L235 123H239V122H241V124H242L243 121H244L245 119L242 120V116H240V115L242 114V113H240L241 110H239V109L236 108V107H234ZM254 108H256V107H254ZM258 108H259V109H262L263 107L260 108V107L258 106ZM258 108H256V110H257ZM157 109H158V108H157ZM165 109H166V108H165ZM165 109H162V110L164 111ZM168 109H169V107H168ZM168 109H167V110H168ZM187 109H188V107H187ZM216 109H217V108H216ZM231 109H232V108H231ZM249 109H250V108H249ZM126 110H124L125 113L127 112ZM139 110H140V109H139ZM183 110H184V109H183ZM213 110H214V108H213ZM253 110H254V109H253ZM50 111H51V110H50ZM110 111H111V110H110ZM135 111H136V110H135ZM137 111H138V110H137ZM155 111H157V110H155ZM155 111H154V112H155ZM168 111H171V109L168 110ZM188 111H189V110H188ZM202 111H203V109H202ZM202 111H201V112H202ZM208 111H209V110H208ZM215 111H216V110H215ZM229 111H230V112H229V114H230L232 111H231V110H229ZM244 111H245V110H244ZM249 111H250V110H249ZM258 111H259V112H260V111L262 112V111H264V110L262 109V110H258ZM96 112H97V111H96ZM98 112H99V111H98ZM112 112H113V111H112ZM115 112H117V111H115ZM176 112H177V110H176ZM186 112H187V111H186ZM186 112H185V113H186ZM251 112H252V110H251ZM251 112H247V113L249 114V113H251ZM253 112H257V111H253ZM45 113L48 114L47 111H46ZM89 113H91V112H89ZM106 113H107V111H106ZM148 113H149V112H148ZM162 113H163V112H162ZM172 113H173V112H172ZM190 113H191V111H190ZM196 113H197V112H196ZM208 113H209V112H208ZM208 113H207V114H208ZM99 114H100V112H99ZM99 114L97 113V116H98V117H99ZM113 114H114V112H113ZM113 114H112V115H113ZM116 114H118V113H116ZM116 114H115V115H116ZM119 114H118V115H119ZM123 114H124V113H123ZM135 114H136V112H135ZM143 114H144V113H143ZM173 114H175V113H173ZM180 114H181V113H179V115H180ZM188 114H189V113H188ZM220 114H221V113H220ZM257 114H258V113H257ZM259 114H261V113H259ZM42 115H43V117H44V114H42ZM89 115H90V114H89ZM101 115H102V114H101ZM109 115L111 116V114H109ZM109 115H108V117H110ZM118 115H117V118L120 116V115H119V116H118ZM128 115H129V113H128ZM140 115H141V114H140ZM156 115H157V114L155 113V115H153V116L156 117ZM223 115H224V114H223ZM244 115H245V114H244ZM253 115L256 116V114H253ZM50 116H51V115H50ZM53 116H54V115H53ZM84 116H86V115H84ZM136 116H137V115H136ZM151 116H152V115H151ZM169 116H170V115H169ZM180 116H181V115H180ZM206 116H207V115H206ZM231 116H232V115H231ZM247 116H248V115H247ZM250 116L252 117V115H250ZM257 116L259 117V115H257ZM88 117H89V116H88ZM98 117H97V118H98ZM120 117H121V116H120ZM133 117H134V116H133ZM176 117H178V116H176ZM186 117H187V116H186ZM212 117H213V116H212ZM215 117H216V116H215ZM227 117H228V116H227ZM251 117H250V118H251ZM258 117H257V118H258ZM36 118H37V117H36ZM45 118H46V116H45ZM57 118H58V117H57ZM94 118H96V117H94ZM100 118H101V117H100ZM121 118H123V117H121ZM121 118H119V120H120ZM130 118H131V116H130ZM137 118H138V117H137ZM141 118H142V116H141ZM144 118H145V117H144ZM147 118H148V115H147ZM201 118H203L202 115H201ZM218 118H219V117H218ZM220 118H221V117H220ZM223 118H224V117H223ZM230 118H229V119H230ZM247 118H248V117H247ZM253 118H254V117H253ZM261 118H262V116H261ZM261 118H260V119H261ZM40 119H41V118H40ZM103 119H104V118H103ZM133 119H134V118H133ZM138 119H139L138 121H140V118H138ZM204 119H205V118H204ZM204 119H203V121H204ZM212 119H213V118H212ZM212 119L210 118V122L212 121ZM229 119H227V120L230 121ZM260 119H257V120H260ZM62 120H63V119H62ZM82 120H84V119L82 118ZM92 120H93V118H92ZM119 120H116V121H119ZM147 120H149V119H147ZM151 120H152V119H151ZM153 120H154V119H153ZM162 120H163V119H162ZM188 120H189V119H188ZM191 120H192V119H191ZM191 120H190V121H191ZM246 120H247V119H246ZM250 120H251V119H250ZM253 120H254V119H253ZM253 120L251 121V123L254 122V121H256V123H257L256 127L258 128V129H256V130H259V129H260L259 126H260L263 122L259 125V124H258L259 122L256 120V117H255V120H254V121H253ZM38 121H40V120H38ZM104 121H105V120L102 121V120H100V119L98 118V119H94V120L92 121V124H91V122H90L89 124L86 123V122H85V123H86V126H87V124L90 125V127H91V133H90V134L92 135V133H93V132H96V130H97V131L101 130L99 127H102V126L104 127V125H105ZM111 121H112V119H111ZM122 121H123V119L121 120V122H122ZM125 121L128 122L129 120H126V119H125L123 122L125 123ZM131 121L133 122V121H136V120H132V118H131ZM141 121H142V120H141ZM141 121H140L139 123H141ZM158 121H159V120H158ZM196 121L198 122V121H200V120H197V119H196ZM218 121H219V119H218ZM218 121H217V122H218ZM40 122H41V121H40ZM123 122H122V124H124ZM155 122H156V121H155ZM186 122H187V121H186ZM201 122H202V121H201ZM201 122H200V123H201ZM213 122H214V124L217 123V122H215V120H214ZM230 122H232V121H230ZM230 122H228V124H230ZM244 122L246 123V121H244ZM260 122H261V121H260ZM60 123H61V121H60ZM62 123H63V122H62ZM78 123H79V122H78ZM158 123H159V122H157V124H158ZM174 123H175V122H174ZM211 123H212V122H211ZM225 123H226V122H225ZM245 123H244V126L246 125L245 127H247V124H245ZM256 123L254 122L253 126H255ZM41 124H42V123H41ZM44 124H45V123H44ZM51 124H52V123H51ZM72 124H73V123H72ZM125 124H126V123H125ZM129 124H130V123H129ZM134 124H136V127H137V129H138L139 131H143V130H144V129H143L144 127L142 128V125H144L145 122H144V123H141V124H142L141 126L139 125V126L141 127V129H143V130H140V129H139V127H138V125H137V124H138L137 122L134 123ZM202 124H203V123H202ZM206 124H208V122H206L205 125H206ZM226 124H227V123H226ZM228 124H227V125H224V126H228ZM232 124H233V123H232ZM232 124H231V126H232ZM241 124H240V126H241ZM56 125H57V123H56ZM75 125H76V124H75ZM83 125H84V123H83ZM108 125H109V124H108ZM130 125H132V124H130ZM146 125H147V122H146ZM149 125H150V124H149ZM169 125H170V124H169ZM178 125H179V124H178ZM186 125H187V124H186ZM190 125H192V123H191ZM208 125H209V124H208ZM210 125H211V124H210ZM217 125H218V124H217ZM221 125H222V123H221ZM235 125H236V124H235ZM242 125H243V124H242ZM251 125H252V124H251ZM258 125H259V126H258ZM53 126H54V125H53ZM133 126L135 127V125H133ZM173 126H174V125H173ZM183 126H184V125H183ZM187 126H189V125H187ZM187 126H186V128H187V130H188V128H190L191 126H190V127H187ZM200 126H201V125H200ZM200 126H198V127L200 128ZM231 126H230V127H231ZM244 126H243V127H244ZM261 126H262V125H261ZM263 126H264V125H263ZM69 127H70V126H69ZM78 127H79V129H80L81 125L78 126ZM107 127H108V126H107ZM122 127H123V126H122ZM125 127H126V125H125ZM131 127H132V126H131ZM153 127H154V126H153ZM168 127H169V126H168ZM180 127H182V126H180ZM180 127H178V128H180ZM192 127H193V129H194L195 124H194ZM192 127H191V128H192ZM198 127H196V128H198ZM205 127H208V126H205ZM214 127H216V126H214ZM230 127H229V128H230ZM249 127H250V126H249ZM97 128H98V129H97ZM127 128H128V127H127ZM127 128H126V129H127ZM129 128H130V126H129ZM132 128H133V127H132ZM196 128H195L194 131L197 130ZM216 128H217V127H216ZM218 128H220V126H219ZM218 128L216 129L217 131H218ZM224 128H225V127H223V131L225 130ZM231 128L234 129L235 127H231ZM237 128H239V125L236 127V130H237ZM241 128H242V127H241ZM105 129H106V127H105ZM116 129H117V128H116ZM122 129H123V128H122ZM148 129H149V128H148ZM150 129H151V128H150ZM172 129H173V128H172ZM182 129H183V128H182ZM182 129H180V131H181ZM200 129H201V128H200ZM200 129H199V130H200ZM209 129H210V128H209ZM252 129H253V128H252ZM252 129H251V130H252ZM263 129H264V127H263ZM263 129H262V130H263ZM76 130H77V129H76ZM106 130H107V129H106ZM119 130H120V129H119ZM174 130H175V129H174ZM178 130H179V129L176 130L177 133L180 132V131H178ZM187 130H185V131H187ZM204 130H206V128H204ZM211 130H212V132L215 131V130L213 129V127H212ZM211 130H210V132H211ZM226 130H228V127H227ZM226 130H225V131H226ZM246 130H247V128L244 130L245 133H246L249 129H248L247 131H246ZM253 130H254V129H253ZM260 130H261V129H260ZM260 130H259V131H260ZM262 130H261V131H262ZM74 131H75V130H74ZM80 131H81V133H82L83 130L80 129ZM116 131H117V130H116ZM116 131H114V132H116ZM122 131H124V129H123ZM129 131H132V130H129ZM129 131H128V132H129ZM144 131H147V130H144ZM144 131H143V134H145ZM148 131H149V130H148ZM166 131H167V128L165 129V133H166ZM189 131L192 132L191 129H190ZM200 131H202V130H200ZM231 131H232V129H231ZM231 131H230V132H231ZM237 131H238V130H237ZM263 131H264V130H263ZM263 131H262V133H263ZM101 132H104V130L101 131ZM101 132H100V133H101ZM114 132H113V133H114ZM119 132H121V131H118V132H116V133H119ZM132 132H133V131H132ZM167 132H168V131H167ZM181 132H182V131H181ZM181 132H180V133H181ZM234 132H235V131H234ZM234 132H233V133H234ZM253 132H256V131L254 130ZM253 132H252V133H253ZM31 133H32V132H31ZM88 133H89V132H88ZM96 133H97V132H96ZM98 133H99V132H98ZM98 133H97V134H98ZM100 133L98 134V136H99V135H103V134H100ZM105 133H106V131H105ZM107 133H108V130H107ZM133 133H134V132H133ZM150 133H155V132H150ZM150 133H149V134H150ZM163 133H164V132H163ZM165 133H164V134H165ZM170 133H171V131H169V135L167 134L168 136H167L166 138H169V136L172 137ZM175 133H176V132H175ZM182 133H183V132H182ZM185 133H186V132H185ZM194 133H195V132H194ZM199 133H200V132H199ZM213 133H214L213 135L215 136L216 131L213 132ZM218 133H219V132H218ZM231 133H232V132H231ZM231 133H230V138H231ZM236 133H239V137H240V133H241V132L238 131V132H236ZM245 133L243 132L242 135L244 136ZM247 133H248V132H247ZM257 133L259 134V132H257ZM260 133H261V132H260ZM262 133H261V134H262ZM125 134H126V133H124V136H125ZM137 134H140V132H137ZM143 134H142V136H143ZM146 134H147V133H146ZM149 134H148V136H149ZM196 134H197V133H195V135H193V136L196 137V136H197ZM254 134H255V133H254ZM254 134H253V136H254ZM261 134H259V135H261ZM49 135H50V134H49ZM53 135H54V134H53ZM66 135H67V134H66ZM86 135H87V134H86ZM94 135H95V134H94ZM118 135H119V134H118ZM118 135H117V136H118ZM130 135L133 136L132 133H131ZM130 135H128V136H130ZM150 135H152V134H150ZM160 135H161V134H160ZM160 135H159V136H160ZM176 135H177V134H176ZM184 135H185L186 137H187V135L189 136V134H187V135L184 134ZM201 135H202V137L204 136V134H202V133H201ZM206 135H207V137H208V133H207ZM218 135H219V134H218ZM225 135H226V133H225ZM237 135H238V134H237ZM250 135H251V134H250ZM259 135H258V136H259ZM263 135H264V133H263ZM54 136H55V135H54ZM54 136H53V138H54ZM98 136H96V138H95L96 140H97V137H98ZM106 136H107V134H106ZM114 136H115V135H113V138H114ZM121 136H123L122 133H121ZM121 136L119 137L120 140H116L117 142H118V141H119V142H120V141H123V140L121 139ZM124 136H123V138L125 139V137H126L127 135H126L125 137H124ZM148 136H146L147 139H148ZM163 136H164V135H163ZM180 136H181V135H180ZM191 136H192V135H190V137H188V138H189L188 143L191 141V140H190V139H191ZM211 136H212V134H211ZM211 136H210V138H211ZM232 136H233V135H232ZM235 136H236V135H235ZM235 136H234V138H232L231 141L228 140V141L230 142V144H227V145L230 146V147H231V145H232L233 148H231V149H232V150L235 149V151H236V148H237V146H238V143H240L241 139H243V136H242V138H240V141H238L237 145H236V142H237V140H238L239 138H238L237 140H235V139H236ZM258 136H257V134H256L255 138L258 137ZM57 137H58V136H57ZM57 137H55L54 139H56ZM84 137H86V136H84ZM91 137H92V136H91ZM94 137H95V136H94ZM99 137H100V136H99ZM143 137H144V136H143ZM150 137H152V136H149V138H150ZM161 137H162V136H161ZM161 137H160V138H161ZM177 137H179V134H178ZM177 137H176V138H177ZM186 137H183V136H182V138H185L184 140H186ZM197 137H198V136H197ZM207 137H205V138H207ZM215 137H216V136H215ZM225 137H226V136H225ZM262 137H263V136H262ZM53 138H52V139H53ZM87 138H88V137H87ZM110 138H111V131H110ZM115 138H116V137H115ZM138 138H139V137H138ZM140 138H142V137L140 136ZM140 138H139V139H140ZM173 138H174V137H173ZM173 138H172V143H171V140H169V141H170L169 144H172V145L174 144L172 147H174L175 144H176V142L173 141V140H174ZM176 138H175V140L178 139V138H177V139H176ZM182 138H181V139H182ZM188 138H187V139H188ZM221 138H222V137H221ZM228 138H229V136H228ZM230 138H229V139H230ZM250 138H251V137H250ZM263 138H264V137H263ZM88 139H89V138H88ZM95 139H94V140H95ZM98 139H99V138H98ZM102 139H104V138L102 137ZM127 139H128V138H127ZM127 139H126V141H127ZM129 139H131V137H130ZM144 139H146V138L144 137ZM162 139H163V138H161L160 140H162ZM170 139H171V138H170ZM192 139H193V138H192ZM196 139H197V138H196ZM199 139H200V138H199ZM208 139H209V138H208ZM208 139H206V140L208 141ZM226 139H227V138H226ZM246 139H247V138H246ZM252 139H253V138H252ZM258 139H259V138H258ZM48 140H49V139H48ZM80 140H81V138H79V142H80ZM89 140H90V139H89ZM89 140H88V142H89ZM92 140H93V139H91V141H92ZM94 140H93V141H94ZM99 140H100V139H99ZM184 140H182V141H184ZM200 140H201V139H200ZM203 140H204V138H203ZM256 140H257V139H255V142H257V143L260 142V141H259L260 139L257 140V141H256ZM53 141H55V140H53ZM53 141H52V142H53ZM91 141H90V142H91ZM100 141H101V140H100ZM100 141H98V142H100ZM113 141H114V140H113ZM130 141H131V140H130ZM140 141H142V139H141ZM156 141H157V140H156ZM158 141H159V140H158ZM169 141H168V142H169ZM195 141H196V140H195ZM195 141H194V143L196 144ZM226 141H227V140H226ZM242 141H243V140H242ZM242 141H241V142H242ZM57 142H58V141H57ZM98 142H97V143H98ZM104 142H105V141L102 140V143L105 145ZM111 142H112V141H111ZM111 142H110V143H111ZM163 142L166 143V140L163 141ZM174 142H175V143H174ZM192 142H193V141H192ZM192 142H191V143H192ZM205 142H206V141H205ZM210 142H211V141H209V143H210ZM261 142H262V140H261ZM263 142H264V141H263ZM95 143H96V142H95ZM97 143H96V144H97ZM113 143H114V142H113ZM124 143H125V142H124ZM133 143H134V142H133ZM182 143L184 144V143H186V141H185V142H182ZM198 143H199V142H198ZM198 143H197V144H198ZM203 143H204V142H203ZM226 143H227V142H226ZM226 143H225V144H226ZM247 143H248V141H247ZM249 143H250V141H249ZM257 143H256V144H257ZM47 144H48V143H47ZM84 144H85V142H84ZM100 144H101V143H100ZM125 144H126V143H125ZM135 144H136V143H135ZM145 144H146V143H145ZM200 144H202V143H200ZM245 144H246V143H244V145H245ZM259 144H260V143H259ZM261 144H262V143H261ZM48 145H49V144H48ZM92 145H93V144H92ZM104 145H103V147H104ZM128 145H129V143H128ZM158 145H159V144H157L156 147H158ZM167 145H168V144H167ZM184 145H185V144H184ZM49 146H50V145H49ZM74 146H75V144H74ZM109 146H110V145H109ZM111 146H113V145H111ZM116 146H118V145H116ZM135 146H136V145H135ZM139 146H140V145H139ZM142 146H143V145H142ZM165 146H166V145H165ZM170 146H171V145H169V147H168L167 149H169ZM176 146H178V145H176ZM189 146H190V145H189ZM193 146H194V145H193ZM201 146L203 147V144H202ZM216 146H217V145H216ZM239 146H240V144H239ZM254 146H255V145H254ZM258 146H260V145H258ZM258 146H257V147H258ZM23 147H24V146H23ZM64 147H65V146H64ZM70 147H71V146H70ZM95 147H96V146H95ZM95 147H93V148H95ZM97 147H102V144H101V146L97 145ZM120 147H121V146H120ZM162 147H164V144H162ZM178 147H179V146H178ZM178 147H177V148H178ZM208 147H210V146H208ZM213 147H214V146H213ZM213 147H212V148H213ZM230 147H229V148H230ZM241 147L243 148V146H241ZM248 147H249V146H248ZM255 147H256V146H255ZM255 147H254V148L252 147L253 149H255V150H253V151H252V148H251V151L254 152V153H250L249 156H251V155H253V154L255 155V153H256L255 151H258V150H256L257 147H256V148H255ZM36 148H38V146H37ZM48 148H49V147H48ZM59 148H61V147H59ZM77 148H78V149H81V145L78 144V146H76V149H77ZM84 148H86V147H84ZM106 148H107V147H106ZM106 148H105V149H106ZM112 148H113V147H112ZM115 148H116V147H115ZM123 148H124V145H123L122 149H123ZM160 148H161V147H160ZM184 148H185V147H184ZM188 148H189V147H187L186 150H187ZM190 148H191V147H190ZM190 148H189V150H191ZM195 148L197 149V146H195ZM214 148H215V147H214ZM217 148H219V146H217ZM242 148H241V149H242ZM246 148H247V147H246ZM258 148H259V147H258ZM258 148H257V149H258ZM43 149L45 150V148H43ZM74 149H75V148H74ZM97 149H98V148H97ZM100 149H101V148H100ZM100 149H99V150H100ZM105 149H103V150H105ZM117 149H118V148H117ZM119 149H120V148H119ZM119 149H118V150H119ZM144 149H145V148H144ZM147 149H148V148H147ZM179 149H181V148H179ZM179 149H178V151H179ZM200 149H201V150H204V149L206 150V147H204V149H203V148H200ZM247 149H248V148H247ZM247 149H246V150H247ZM262 149H264V148H261L260 151H262ZM51 150H52V149H51ZM55 150H56V149H55ZM62 150H63V148H62ZM83 150H84V149H83ZM87 150H88V148H87ZM90 150H91V148L89 149L88 152H90ZM93 150L95 151V149H93ZM106 150H107V149H106ZM108 150H110V149H108ZM111 150H112V149H111ZM111 150H110V152H111ZM123 150H124V149H123ZM128 150H129V149H128ZM135 150H136V149H135ZM141 150H142V149H141ZM183 150H184V149H183ZM192 150H193V148H192ZM237 150H238V148H237ZM246 150H245V152H246ZM53 151H54V150H53ZM53 151H52V152H53ZM75 151H76V150H75ZM78 151H79V150H78ZM78 151H77V152H78ZM84 151H85V150H84ZM96 151H97V150H96ZM96 151H95V152H96ZM101 151H102V149H101ZM116 151H117V150H116ZM124 151H126V149H125ZM156 151H157V150H155L154 153H157ZM162 151L164 152L163 148H162ZM167 151H168V150H167ZM169 151H170V150H169ZM173 151H174V148H173ZM215 151H216V150H215ZM251 151H250V152H251ZM263 151H264V150H263ZM35 152H36V151H35ZM47 152H48V151H47ZM59 152H61V151H59ZM64 152H65V151H64ZM77 152H76V153H77ZM95 152H94V153H95ZM114 152H115V150H114ZM120 152H121V151H120ZM122 152H123V151H122ZM135 152H136V151H135ZM141 152H142V151H141ZM158 152H159V151H158ZM174 152H175V151H174ZM185 152H186V151H185ZM196 152H197V151H196ZM196 152L193 153V154H194V155H195V154L197 155ZM206 152H208V151L206 150ZM209 152H210V151H209ZM209 152H208V153H209ZM29 153H30V152H29ZM54 153H55V152H54ZM82 153H83V152H82ZM94 153H93V154H94ZM98 153H100V152H98ZM125 153H126V152H125ZM131 153L133 154V152H131ZM167 153H168V152H167ZM172 153H173V152H172ZM176 153H178V152H176ZM180 153H181V152H180ZM183 153H184V152H183ZM201 153H202V152H201ZM211 153H212V152H211ZM211 153H209V154H211ZM237 153H238V151H237ZM237 153L235 154L234 151H233V155H237ZM258 153H260V152L258 151ZM52 154H53V153H52ZM56 154H57V153H56ZM77 154H78V153H77ZM79 154H80V153H79ZM93 154H92V155H93ZM100 154H101V153H100ZM126 154H129V153H126ZM126 154H125V155H126ZM132 154H130V155H132ZM142 154H145V152H144V153L142 152ZM181 154H182V153H181ZM186 154H187V152H186ZM186 154H185V156H186V157H189V156H187V155H189V152H188L187 155H186ZM190 154H191V153H190ZM202 154H203V153H202ZM202 154H201V157L203 156ZM239 154H240V153H239ZM260 154H261V153H260ZM30 155H31V154H30ZM42 155H43V154H42ZM42 155H41V156H42ZM61 155H62V154H61ZM75 155H76V154H75ZM81 155H82V154H81ZM89 155H90V154H89ZM159 155H160V157L162 156V154H160V152H159ZM170 155H171V153L169 154V159H170ZM172 155L174 156V154H172ZM183 155H184V154H182V156H183ZM243 155H244V154H243ZM254 155H253V156H254ZM256 155H257V153H256ZM258 155H259V154H258ZM258 155H257V156H258ZM44 156H45V154H44ZM55 156H56V155H55ZM59 156H60V155H59ZM96 156H97V155H96ZM98 156H100V155H98ZM116 156H117V155H116ZM126 156H128V155H126ZM145 156H146V155H145ZM147 156H148V155H147ZM147 156H146V157H147ZM176 156H177V154H176ZM179 156H180V154H179ZM206 156H207L206 154H205V156H203V158L205 157V158H204V161H207L206 159L209 158L208 156H207L208 158H207ZM211 156H216V157H217V155H212V154H211ZM211 156H210V157H211ZM249 156L246 155V157L250 158ZM253 156H251V157H253ZM257 156H255V157L258 158ZM75 157H76V156H75ZM75 157H74V158H75ZM86 157H87V156H86ZM89 157H91V155H90ZM89 157H87V160H89V159H88ZM92 157L95 158V156H92ZM132 157H133V155H132ZM140 157H141V156H139V158H140ZM171 157H172V156H171ZM190 157H191V156H190ZM193 157H194V156H193ZM196 157H197V156H196ZM196 157H195V159H196ZM216 157H214V160H215ZM218 157H219V156H218ZM242 157H244V156H242V155L239 156V158H241V160H242ZM31 158H32V157H31ZM31 158H27V159H31ZM33 158H34V157H33ZM41 158H43V156H42ZM45 158H46V156L44 157V159H45ZM59 158H60V157H59ZM94 158H93V159H94ZM147 158L149 159V157H147ZM147 158H145L144 160H146ZM150 158H151V157H150ZM154 158H155V157H154ZM163 158H165V157H163ZM167 158H168V157H167ZM178 158H179V157H178ZM183 158H184V156H183ZM191 158H192V157H191ZM203 158H202V159H203ZM239 158H237V160H238ZM248 158H245V157L243 158V160H244V159H245V160L247 159V160H246L247 163H246L245 161H243V160H242V161L239 160V161H240V162H243L244 164L246 163V166H247V167H248L249 165H250V166H251V165H254V164H253V162H254V160H253L254 157H253V159L250 158V160H252L251 163L248 162V161H250V160H248ZM78 159H79V158H78ZM80 159H81V158H80ZM83 159H86V158H83ZM93 159L90 160L89 162H92ZM148 159H147V160H148ZM157 159H158V158H157ZM157 159H155V160H157ZM161 159H162V157H161ZM171 159H172V158H171ZM175 159H176V158H175ZM184 159H186V158H184ZM193 159H194V158H193ZM193 159H192V160H193ZM198 159H199V158H198ZM198 159H197V160H198ZM209 159H211V158H209ZM212 159H213V157H212ZM42 160H43V159H42ZM57 160H59V159H57ZM116 160H120V159H116ZM124 160H125V158H124ZM136 160H137V159H136ZM136 160H135V161H136ZM147 160H146V161H147ZM149 160H150V159H149ZM151 160H153V159L151 158ZM178 160H179V159H178ZM197 160H196V161H197ZM200 160H201V159H200ZM214 160H211V161H214ZM22 161H23V160H22ZM26 161H27V160H26ZM26 161H25V162H26ZM37 161L39 162V160H37ZM37 161H35V163H34L33 161H32L33 163H29V160H28V162H26V163H28V164L25 163V165H26V166H25V169H23V168H24V167H23L24 165H23V166L21 165L22 167H21V166L19 167V168L23 169V171H24V177H23L22 180H18V181H21V185H23L24 188H27L28 191H29V189H32L33 191H35V187L37 186V184H38L40 181L42 182V179H43V181H44V178H45V177H43L42 175H44V173H47V171H46V170H47V167H46V166H47L48 164L45 166L44 163H46L48 160H47V161H46V160H43V161H46V162H43L44 165L38 163ZM49 161H51V160L49 159ZM78 161H79V160H78ZM130 161H132V160H130ZM157 161L159 162V160H157ZM157 161H156V162H157ZM166 161H167V160H166ZM170 161H171V160H170ZM172 161H173V159H172ZM172 161H171V162H172ZM175 161H177V160H175ZM190 161H191V160H190ZM190 161H189V162H190ZM215 161H216V160H215ZM215 161H214V163H212V165L210 166V168H211V169L209 168L210 171L208 172V171L206 170L207 172H205V173H208V174L205 176V178H204L205 181L207 182V184H205V186L203 187V190H204V188L206 189V187H207V189H208L209 192L206 191L207 189L205 190V191H206L205 193H207V196L204 195L205 193L203 192V193H204L203 195L206 196V197H204V198L202 199L203 202L199 200V201L202 202V203L198 202L199 204H198L195 208L193 207L194 210H192V209H191V210H188V209H186L187 207H186L185 209H183V208L179 209V206H176V205H175V207H177L178 209L175 208L176 211L173 210V212L175 211L176 213H175V215H174L175 218H174L173 222L170 223V224H172V225H171V228H169L171 231L169 232V229H168V228H167L168 230L166 229V233H167V234L169 233L170 237L172 236L171 239H173V240H170L171 242L174 243V238H173V236L176 237L177 235L180 234V232H179L178 230H176V228H178V227H179L180 225H182V224H183L184 226H185V225H188V226H191V227L195 226V228L193 227L192 230L194 229L195 231H197V233L199 232V234H200V232H202V230H201V231H200V230H197L196 227H197V225H199V224H202L201 226L203 227V223H204V224H206V223L208 224V223L213 219L214 215H212V212H211V209H210V208H211V205H212L213 203H215V201L217 202L216 198L219 197V196H220V197H223V196H221V193H223L224 190H225L226 193H228L229 191H232V190L235 189V188H232V190H231V187L228 186L229 184L231 185V182L228 184L229 180L231 181V179H230L229 177H231L232 179H234L233 177H234L235 175H236V176H235V178H236V177H239V176H237V174L239 175V173H242L243 171L246 172V169H243V170L240 172V170H241L243 167L245 168L246 166H245L244 164H241V165H240V162H238V161L236 162L237 164H235L236 166H233V165H234V164H233V165H232V168H229V169H226V170L220 168V166H222V165L219 164L220 166H218L217 163H215ZM36 162H37V163H36ZM40 162H42V161L40 160ZM53 162H54V161H53ZM58 162H59V161H58ZM72 162H73V160H72ZM82 162H83V161H82ZM86 162H87V161H86ZM136 162H137V161H136ZM163 162H164V161H162V163H163ZM171 162H170V163H171ZM180 162H181V161H180ZM79 163H80V161H79ZM117 163H118V161H117ZM131 163H132V162H131ZM146 163H148V162H146ZM195 163H196V162H195ZM197 163H198V162H197ZM197 163H196V164H197ZM202 163H203V161H202ZM202 163H201V164H202ZM234 163H235V162H234ZM83 164H85V163H83ZM90 164H91V163H90ZM118 164H119V163H118ZM151 164H153V162H152V163L150 162V165H151ZM167 164H168V163H167ZM180 164H182V163H180ZM186 164H188V163H186ZM10 165H11V164H10ZM12 165H13V164H12ZM56 165H57V164H56ZM56 165H54V166H56ZM75 165H76V164H74V166H75ZM81 165H82V164H81ZM116 165H117V164H116ZM142 165H143V164H142ZM145 165H146V164H145ZM145 165H143V166H145ZM153 165H154V164H153ZM192 165H194V163H193ZM199 165H200V163H199ZM199 165H198V166H199ZM225 165H226V164H225ZM68 166H69V165H68ZM77 166H78V165H77ZM147 166H149V165H147ZM161 166H162V165H161ZM164 166H167V167L165 168ZM164 166H162V167H163V169H164V168H165V169H164V170L161 169V174H159L160 172L158 173L159 175H161V177L163 176V175H162V171H164V172L166 173V175L169 173V171H171V170H169L168 172H166V169H167V168L170 169L171 167H168L169 165H166V163L164 164ZM176 166H177V165H176ZM184 166L186 167V165H184ZM187 166H188V165H187ZM200 166H202V165H200ZM227 166H228V165H227ZM250 166H249L248 168H251V167H252V170H253L254 167H253V166L250 167ZM79 167H81V166L79 165ZM79 167H78V168H79ZM83 167H84V166H83ZM83 167H82V169H83ZM85 167H89V166L87 165V166H85ZM151 167L154 168L153 166H150V169H152ZM157 167H158V165H157ZM192 167H193V166H192ZM202 167H203V166H202ZM15 168H16V167H15ZM52 168H53V167H52ZM62 168H64V167H62ZM66 168H67V167H66ZM69 168H70V167H69ZM89 168H90V167H89ZM127 168H128V165H127ZM129 168H131V167H129ZM132 168H133V167H132ZM145 168H146V167H145ZM179 168H180V165H179ZM187 168H188V167H187ZM195 168H196V167H195ZM198 168H199V167H198ZM226 168H227V167H226ZM56 169H57V168H56ZM67 169H68V168H67ZM67 169H66V170H67ZM73 169H74V168H72V171H69V173L71 172V175H75L74 173H77L78 175L80 174V173H79V172H81L80 168H79V170H78L79 172H78V171H77V172H73V171L75 170V169H74V170H73ZM90 169H91V168H90ZM133 169H134V168H133ZM150 169H149V170H150ZM154 169H155V168H154ZM154 169H153V170H154ZM183 169H184V168H182V170H183ZM209 169H208V170H209ZM255 169H256V168H255ZM255 169H254V170H255ZM3 170H4V169H3ZM16 170H17V168H16ZM115 170H117V169H115ZM128 170H130V169H128ZM134 170H135V169H134ZM137 170H138V169H137ZM137 170H135V172H136ZM153 170H152V173L154 172ZM155 170H156V171H155L154 173L157 172V169H155ZM177 170H179V169L177 168ZM254 170L251 171L252 174H253V172H255ZM13 171H15V170H13ZM45 171H46V172H45ZM75 171H76V170H75ZM130 171H131V170H130ZM139 171H140V170H139ZM150 171H151V170H150ZM159 171H160V170H159ZM186 171H187V169H186ZM238 171H239V172H238ZM1 172H2V171H1ZM72 172H73V173H72ZM82 172H83V170H82ZM82 172H81V173H82ZM84 172H86V171H84ZM133 172H134V171H133ZM181 172H182V171H181ZM203 172H204V171H203ZM203 172H202V173H203ZM236 172H237V173H236ZM245 172H244V173H245ZM5 173H6V172H5ZM58 173H60V172H58ZM115 173H116V172H115ZM146 173H147V172H146ZM149 173L151 174V172H149ZM165 173H164V174H165ZM176 173H178V172H176ZM9 174H10V173H9ZM22 174H23V173L21 172V175H22ZM49 174H50V173H49ZM136 174L138 175V178H139L140 175H139L137 172H136ZM142 174H143V173H142ZM147 174H148V173H147ZM158 174H157V177H156V178L160 177ZM234 174H235V175H234ZM255 174H256V172H255ZM69 175H70V174H69ZM71 175H70V176H71ZM133 175H134V174H133ZM133 175H132V173H131V176H130V173H129V176H130V177H132ZM137 175H135L136 178H137ZM151 175H152V174H151ZM154 175H155V174H154ZM166 175H165V176H166ZM177 175H178V174H177ZM203 175H205V174H203ZM233 175H234V176H233ZM242 175H243V174H242ZM244 175H245V174H244ZM248 175H249V173H248ZM19 176H20V175H19ZM44 176H45V175H44ZM54 176H55V175H54ZM124 176H126V175L124 174ZM168 176H169V174H168ZM201 176H202V175H201ZM232 176H233V177H232ZM255 176H256V175H255ZM2 177H3V175H2ZM2 177H1V179H5V178H2ZM52 177H53V176H52ZM52 177H51V179H52ZM68 177H69V176H68ZM75 177H76V176H75ZM75 177H74V178H75ZM78 177H79V176H78ZM122 177H123V174H122ZM126 177H127L126 180L130 181V183H134L133 181H136V183H137L138 178H137V180H136V179H134V178H135L134 176H133L131 179H130V177H128V175H127ZM151 177H152V176H150V179H151ZM154 177H155V176H154ZM161 177H160V178H161ZM163 177H164V176H163ZM166 177H167V176H166ZM166 177H165V178H166ZM241 177H242V176H241ZM243 177H244V176H243ZM246 177H247V176H246ZM251 177H253V175H252ZM12 178H13V177H12ZM57 178H58V177H57ZM62 178H63V177H62ZM69 178H72V176L69 177ZM74 178H72V179H74ZM79 178H80V177H79ZM120 178H121V177H120ZM123 178H125V177H123ZM128 178H129V179H128ZM171 178H172V177H171ZM179 178H180V177H179ZM200 178H201V177H200ZM53 179H54V178H53ZM53 179H52V181H53ZM75 179H77V178H75ZM75 179H74V183H75ZM121 179H122V178H121ZM132 179H134V180H132ZM152 179H155V178H152ZM204 179H202V180H204ZM241 179H242V178H241ZM244 179H245V178H244ZM14 180H15V179H14ZM54 180H55V179H54ZM61 180H62V179H61ZM131 180H132V182H131ZM139 180H140V179H139ZM163 180H164V179H163ZM176 180H177V179H176ZM200 180H201V179H200ZM234 180H235V179H234ZM234 180H232V181H234ZM6 181H7V180H6ZM15 181H16V180H15ZM18 181H17V182H18ZM45 181H46V179H45ZM55 181H56V180H55ZM71 181H73V180H71ZM124 181H125V180H124ZM128 181H127V182H128ZM142 181H143V180H142ZM144 181H145V180H144ZM159 181H160L159 178H158V180L156 179V183H159ZM167 181H168V180H167ZM238 181H239V183H238ZM238 181H237L236 183H235V182H232V185H233V186H232V185H231V186L234 187V183H235V185L241 183V182H240V178L238 179ZM252 181H253V180H252ZM2 182H4V180H3ZM139 182L141 183V181H139ZM154 182H155V181H154ZM164 182H165V181H164ZM170 182H171V181H170ZM243 182H244V180H243ZM253 182H254V181H253ZM4 183H6V182H4ZM13 183H14V182H13ZM19 183H20V182H19ZM48 183H49V182H48ZM70 183H71V182H70ZM115 183H116V182H115ZM136 183H135L134 185H136ZM140 183H139V184H140ZM41 184H43V183H41ZM45 184H46V182H45ZM45 184H43V185H45ZM151 184L154 185L153 182H152ZM160 184H161V183H160ZM172 184H173V183H172ZM174 184H175V183H174ZM174 184H173V185H174ZM252 184H253V183H252ZM256 184H257V183H256ZM4 185H5V184H4ZM19 185H20V184H19ZM48 185H49V184H48ZM50 185H52V184L50 183ZM53 185H54V184H53ZM58 185H59V183H58ZM113 185H114V184H113ZM113 185H112L111 187H114L116 184H115L114 186H113ZM121 185H122V183L120 184V187H121ZM125 185H128V187L130 188V186H129V185H130L129 182H128V184H125ZM125 185H124V186H125ZM144 185H145V183H144ZM157 185H159V184H157ZM203 185H204V184H203ZM45 186H47V185H45ZM55 186H56V183H55ZM64 186H65V185H64ZM68 186H69V184H68ZM137 186H138V185H137ZM139 186H140V185H139ZM145 186H146V185H145ZM177 186H178V185L176 184V187H177ZM183 186H184V185H183ZM236 186H237V185H236ZM4 187H5V186H4ZM17 187H19V186L17 185ZM57 187H58V186H57ZM59 187H60V186H59ZM62 187H63V186H62ZM65 187H66V186H65ZM65 187H63L64 189H63L62 191H64V192H65L64 194H66V196H68V195H67V189H66V191H65ZM71 187H72V186H71ZM125 187H127V186H125ZM148 187H149V186H148ZM152 187H153V186H152ZM158 187H159V186H158ZM228 187H229L230 190H228V192H227L226 189H227ZM19 188H20V187H19ZM28 188H29V189H28ZM42 188H44V186H43ZM42 188H41L40 190H42ZM48 188H49V187H48ZM52 188H53V187H52ZM52 188H51V189H52ZM67 188H68V190H69V187H67ZM109 188H110V186H109ZM115 188H116V187H115ZM117 188H118V187H117ZM122 188H123V187H122ZM139 188H140V187H139ZM159 188H161V185H160ZM159 188H157V190H159ZM162 188H163V187H162ZM177 188H178V187H177ZM225 188H226V189H225ZM46 189H47V188H45V191H46ZM61 189H62V188H61ZM61 189H60V190H61ZM104 189H106V188H104ZM126 189H127V188H126ZM131 189H132V188H131ZM131 189H130V190H131ZM134 189H135V188H134ZM9 190H10V189H8L7 191H9ZM12 190H13V189H12ZM43 190H44V189H43ZM43 190H42V191H43ZM58 190H59V189H58ZM70 190H71V189H70ZM106 190H108V187H107ZM115 190H116V189H115ZM115 190H112V191H115ZM128 190H129V189H128ZM128 190H127L126 193H128ZM138 190H139V189H138ZM141 190H142V189H141ZM146 190H147V189H146ZM160 190H161V189H160ZM162 190H163L162 193L164 194V189H162ZM239 190H240V189H239ZM13 191H14V190H13ZM45 191H44V192H45ZM53 191H54V190H53ZM62 191H61V192H62ZM75 191H76V190H75ZM109 191H111V190H109ZM109 191H108V192H109ZM112 191H111V193H113ZM119 191H120V190H119ZM121 191H122V190H121ZM131 191H133V190H131ZM131 191H129V192H131ZM147 191H148V190H147ZM179 191H180V190H179ZM235 191L237 192V191H238V188H237V190H234V192H235ZM9 192H10V191H9ZM9 192H5V193H3V194L0 196V211H4V212H5V211H10V212H7V213H5V214L11 213V212H12V209H14V204L17 205V203L12 204L13 201L16 202L15 199L13 200V197H14L13 195H16V197H17V192H16V194H12V192H10V193H11V194H10ZM21 192H22V191H21ZM69 192H70V191H69ZM71 192H72V191H71ZM71 192H70V194H71ZM117 192H118V189H117ZM170 192H171V191H170ZM182 192H183V191H182ZM234 192H231V193H234ZM236 192H235V193H236ZM0 193H1V192H0ZM26 193H27V192H26ZM26 193H25V194H26ZM50 193H51V192H50ZM109 193H110V192H109ZM131 193H132V192H131ZM131 193H129L128 195L125 194L126 196H125V195H124V196H125L126 198H128L129 195L132 196L133 194H135L134 191H133V194H131ZM160 193H161V192H160ZM160 193H158V194L163 196V198L161 197V199H160V197L158 196L159 199H160L159 201H160L161 203L163 202L162 199H164V198H168V199H170V196H169L167 193H166L165 195H163L162 193L160 194ZM171 193H172V192H171ZM174 193H176V192H174ZM46 194H47V192H46ZM106 194H107V192H106ZM114 194H115V193H114ZM118 194H119V193H118ZM138 194H139V193H138ZM144 194L146 195L147 192L144 193ZM169 194H170V193H169ZM228 194H229V193H228ZM18 195H19V197H21V196L23 197L24 194H23V193H19ZM48 195H49V193H48ZM48 195H47V196H48ZM59 195H62V194H58V196H59ZM149 195H150V193H149ZM155 195H157V193H156ZM222 195H223V194H222ZM229 195H230V194H229ZM233 195H234V194H231V196H233ZM236 195H237V194H236ZM11 196H13V197H12V200H13V201H10V202H12V203H9V202H7V201L11 198ZM30 196H31V195H30ZM30 196H28V195L26 196V199H28L29 201H31L32 199H34L33 196H32V197H30ZM49 196H50V195H49ZM49 196H48V198H50ZM106 196H107V195H106ZM110 196H112V195H110ZM119 196H120V195H119ZM133 196H134V195H133ZM141 196H142V195H141ZM147 196H148V195H147ZM147 196H144V197H147ZM152 196H154V195L151 194L149 197H152ZM41 197H42V196H41ZM44 197H45V195H44ZM52 197H54V196L52 195ZM59 197H60V196H59ZM59 197H58V198H59ZM63 197H64V196H63ZM112 197H113V196H112ZM139 197H140V195H139ZM144 197H141V198H144ZM149 197H147V198L149 199ZM234 197H235V196H234ZM24 198H25V197H24ZM45 198H46V197H45ZM65 198H66V197H65ZM67 198H68V197H67ZM69 198H70V197H69ZM74 198H75V197H74ZM113 198H116V195H115ZM120 198H121V196H120ZM126 198H125V199H126ZM135 198H136V197H135ZM141 198H140L139 200H142ZM156 198H157V197H156ZM156 198H155V200L157 201ZM238 198H239V197H238ZM38 199H39V198H38ZM53 199H56V201L54 202V205H56V208H57V207H58V205H57V201L60 202V200H57V198H53ZM118 199H119V198H118ZM118 199H116V202H118ZM121 199H122V198H121ZM128 199H130V201H131V200H133L134 198L131 199V197H130V198H128ZM175 199H176V198H175ZM218 199H219V198H218ZM220 199H222V198H220ZM46 200H47V199H46ZM72 200H73V199H72ZM122 200H123V199H122ZM134 200H135V199H134ZM136 200H137V199H136ZM139 200H138V201H139ZM155 200L152 199L153 202H152V201L150 202V199H149L150 204H154ZM214 200H215V201H214ZM239 200H240V199H239ZM20 201H21V200H20ZM25 201H26V200H25ZM44 201H45V200H44ZM48 201H49V200H47L46 202H48ZM52 201H53V200L51 199V202H52ZM63 201H64V198H63ZM63 201L61 200V202H63ZM68 201H69V199H68ZM119 201H120V200H119ZM125 201H126V200H125ZM127 201H128V200H127ZM127 201H126V202H127ZM159 201H158V202H159ZM171 201H172V199H171ZM176 201H177V200H176ZM41 202H42V199H41ZM51 202H49V203H51ZM128 202H129V201H128ZM132 202L134 203V201H132ZM140 202H141V201H140ZM142 202H143V200H142ZM172 202H173V201H172ZM174 202H175V201H174ZM179 202H182V201L179 200ZM196 202H197V201H196ZM7 203H8V205H7ZM44 203H45V202H44ZM55 203H56V204H55ZM120 203H121V202H120ZM122 203H125V202H122ZM129 203H131V202H129ZM161 203H158L159 205L156 203V205H154V206L152 205V206H153V207L156 206L157 208H158L159 206H160V208L163 207L164 205L166 206V204H162L163 206H161V205H160ZM176 203H178V202H176ZM9 204H11V205H9ZM39 204H40V203H39ZM42 204H43V203H42ZM51 204H52V203H51ZM58 204H59V203H58ZM131 204H132V203H131ZM168 204H169V203H168ZM168 204H167V207H166V208H168ZM40 205H41V204H40ZM54 205H49V204H48V206H54ZM62 205H63V204H62ZM144 205H145V204H144ZM146 205H147L146 207H147V209H148V206H149V205H148L147 203H146ZM157 205H158V206H157ZM169 205H170V204H169ZM194 205H196V204H194ZM227 205H228V204H227ZM44 206H45V204H44ZM152 206H151V207H152ZM170 206H171V205H170ZM170 206H169V207H170ZM31 207H32V206H31ZM37 207H38V204H37ZM42 207H43V206H42ZM45 207H46V209L48 208L47 206H45ZM62 207H63V206H62ZM129 207H130V206H129ZM131 207H132V206H131ZM151 207L149 206V211H148V210H144V211H148V212H146V213H149L150 210L152 209L151 211H153V212H150V214H152V215H151L152 217H153V215H154V218H155V216H157V214H158L159 211L157 210V212L154 213L156 207L154 208V210H153V208H151ZM172 207H173V206H172ZM172 207H170V208H172ZM183 207H185V206H183ZM214 207H215V206H214ZM229 207H230V206H229ZM242 207H243V206H242ZM53 208L55 209V207H53ZM68 208H69V207H68ZM140 208H141V207H140ZM143 208H144V207H143ZM143 208H142V209H143ZM164 208H165V207H164ZM188 208H189V206H188ZM233 208H234V207H233ZM235 208H236V207H235ZM43 209H44V208H43ZM48 209H49V208H48ZM58 209H59V208H58ZM58 209H57V210H58ZM63 209H64V208H63ZM133 209H134V208H133ZM145 209H146V208H145ZM158 209H159V208H158ZM162 209H163V208H162ZM31 210H32V209H31ZM170 210H171V209H170ZM44 211H46V210H44ZM48 211H50V209H49ZM59 211H60V210H59ZM129 211H130V210H129ZM131 211H132V210H131ZM144 211H143V212H144ZM165 211H166V210H165ZM165 211H164V212H165ZM162 212H163V211H161V209H160V213H162ZM164 212H163V215H164ZM242 212H243V211H242ZM0 213H1V212H0ZM13 213H14V212H13ZM40 213H41V212H40ZM51 213L53 214L52 210H51ZM141 213H142V212H141ZM146 213H145V214H146ZM231 213H232V212H231ZM35 214H36V213H35ZM44 214H45V213H44ZM57 214H58V213H57ZM150 214H149V215H150ZM0 215L2 216V214H0ZM8 215H9V214H8ZM42 215H43V214H42ZM46 215H47V212H46ZM59 215H60V213H59ZM64 215H65V214H64ZM67 215H68V214H67ZM146 215H147V214H146ZM149 215H147V218H146L147 220H146V222L148 221V218L151 217V216H149ZM163 215H162V216H163ZM169 215H170V214H169ZM240 215H241V214H240ZM6 216H7V215H6ZM22 216H23V214H22ZM38 216H39V215H37V218H38ZM51 216H52V215H51ZM61 216H62V215H60V217H61ZM148 216H149V217H148ZM43 217H44V216H43ZM47 217H49V215H48ZM47 217H46V218H47ZM143 217H144V216H143ZM158 217H159V216H158ZM160 217H161V216H160ZM172 217H173V216H172ZM172 217H171V218H172ZM218 217H219V216H218ZM218 217H217V218H218ZM8 218H9V217H8ZM12 218H13V214H12ZM12 218H11V219H12ZM21 218H22V217H21ZM21 218H20V219H21ZM40 218H41V217H40ZM162 218H163V217H162ZM217 218H216V219H217ZM242 218H244V217H242ZM35 219H36V217H35ZM44 219H45V218H44ZM143 219H144V218H143ZM151 219H152V218H151ZM33 220H34V219H33ZM46 220H48V219H46ZM140 220H141V219H140ZM158 220H159V219H158ZM162 220H163V219H162ZM245 220H246V219H245ZM4 221H5V220H4ZM9 221H10V220H9ZM17 221H18V220H17ZM22 221H24V220H22ZM58 221H59V220H58ZM213 221H214V220H212L211 222H213ZM226 221H227V220H226ZM251 221H252V220H251ZM7 222H8V221H7ZM7 222H6V223H7ZM28 222H29V220H28ZM59 222H60V221H59ZM141 222L144 223L142 220H141ZM152 222H154L153 219H152ZM152 222H151V223H152ZM156 222H157V221H156ZM165 222H166V221H165ZM169 222H170V220H169ZM215 222H216V220H215ZM222 222H223V221H222ZM236 222H237V221H236ZM249 222H250V221H249ZM3 223H4V222H3ZM20 223H21V222H19V224H20ZM22 223H23V222H22ZM31 223H32V222H31ZM147 223H148V225L150 224L149 222H147ZM147 223H144V224L147 225ZM166 223H167V222H166ZM34 224H35V221H34ZM36 224H38V223H36ZM152 224H153V223H152ZM152 224H151V225H152ZM154 224H155V223H154ZM160 224H161V222H160ZM162 224H163V223H162ZM164 224H165V223H164ZM207 224L205 225V228H206ZM212 224H213V223H212ZM220 224H221V223H220ZM230 224H231V223H230ZM257 224H258V223H257ZM24 225H25V223H24ZM32 225H33V224H32ZM44 225H45V224H44ZM139 225H140V224H139ZM13 226H14V224H13ZM22 226H23V224H22ZM26 226H27V225H26ZM35 226H36V225H35ZM156 226H157V225H156ZM169 226H170V225H169ZM201 226H198V229L201 228ZM211 226H212V225H211ZM221 226H222V225H221ZM221 226H219V227H221ZM230 226H231V225H230ZM23 227H24V226H23ZM23 227H22V228H23ZM141 227H144V228H145L144 225L141 226ZM141 227H139V228H141ZM146 227H147V226H146ZM165 227H166V226H165ZM167 227H168V226H167ZM186 227H187V226H186ZM191 227H190V228L188 227L189 230H191ZM208 227H210V224L208 225ZM208 227L206 228V230H208ZM27 228H28V227H27ZM33 228L35 229L34 226H33ZM37 228H38V227H37ZM39 228H40V227H39ZM41 228H42V227H41ZM156 228L158 229L159 227H156ZM162 228H163L162 230H163V233H164V230H165V229H164V227H162ZM188 228H187V230H188ZM203 228H204V227H203ZM203 228H202V229H203ZM205 228H204V229H205ZM210 228H211V227H210ZM224 228H225V227H224ZM229 228H230V227H229ZM14 229H15V228H14ZM20 229H21V227L19 228V231H20ZM34 229H33V231H34ZM59 229H60V228H59ZM142 229H143V228H142ZM142 229H141V230H142ZM151 229H153V228H150V231L152 232V234H151L150 232H149L150 234L147 233L148 236L145 234V236H147V237L149 238L148 240H150V241H151V239H152V240L154 239V238H152L151 236L154 237V235H155V237H156V234H157V233L154 234V232H156V231H154L155 229H153V230H151ZM9 230H10V229H8L7 232H8ZM26 230H27V229H26ZM28 230H29V229H28ZM50 230H51V229H50ZM144 230H145V229H144ZM160 230H161V228L158 229L157 231H160ZM194 230H193V231H194ZM206 230H205V232H208V231H206ZM230 230H231V229H230ZM254 230H255V229H254ZM14 231H15V230H14ZM16 231H17V230H16ZM31 231H32V230H31ZM33 231H32V232H33ZM36 231H37V230H36ZM167 231H168V232H167ZM214 231H215V230H214ZM218 231H219V230H218ZM24 232H25V231H24ZM32 232H31V233H32ZM136 232H137V231H136ZM178 232H179V233H178ZM203 232H204V230H203ZM205 232H204V233H205ZM9 233H10V232H9ZM11 233H12V232H11ZM14 233H16V232H14ZM21 233H23V232H21ZM21 233H20V234H21ZM159 233H160V232H158V234H159ZM166 233H164V234L167 235ZM204 233H201L200 236H201V235H204ZM20 234L18 233V235H20ZM137 234H138V233H137ZM140 234H143V233H140ZM164 234H163L162 236H164ZM176 234H177V235H176ZM183 234H184V231H183ZM229 234H230V233H229ZM10 235H11V234H10ZM16 235H17V233H16ZM186 235H187V233H186ZM197 235H198V234H197ZM253 235H254V234H253ZM7 236H8V235H7ZM31 236H32V235H31ZM135 236H136V235H135ZM135 236H134V237H135ZM143 236H144V234H143ZM194 236H195V235H194ZM232 236H233V235H232ZM246 236H247V235H246ZM16 237H17V236H16ZM165 237H166V236H165ZM187 237H188V235L186 236V238H187ZM230 237H231V236H229V238H230ZM248 237H249V236H248ZM250 237H251V236H250ZM26 238H27V236H26ZM137 238H138V237H137ZM150 238H151V239H150ZM156 238H157V237H156ZM159 238H161V236H160ZM162 238H163V237H162ZM183 238H184V237H183ZM199 238H200V237H199ZM226 238L229 239L227 236H226ZM233 238H234V237H233ZM238 238H239V241H240V240H241L240 237H238ZM242 238H243V237H242ZM140 239H141V238H140ZM179 239H181V238H179ZM13 240H14V239H13ZM162 240H163V239H162ZM162 240H161V241H162ZM181 240H182V239H181ZM191 240H192V239H191ZM197 240H198V239H197ZM231 240H232V239H231ZM247 240H248V239H247ZM247 240H246V242H247ZM142 241H143V240H142ZM164 241H165V240H164ZM193 241H194V240H193ZM193 241H192V242H193ZM209 241H210V240H209ZM209 241H208V242H209ZM211 241H212V240H211ZM226 241H227V240H226ZM17 242H18V241H17ZM29 242H30V241H29ZM138 242H139V243H138ZM138 242H137V243H138L139 245L142 244L140 241H138ZM147 242H149V241H147ZM151 242H152V241H151ZM168 242H169V239H168ZM175 242H177V241L175 240ZM234 242H235V241H234ZM236 242H238V240H237ZM236 242H235V245L232 244V243H230L229 245H232V246L234 245V247H235V246L237 245ZM246 242H245V244H246ZM19 243H20V242H19ZM21 243L23 244L22 241H21ZM140 243H141V244H140ZM143 243H144V241H143ZM149 243H150V242H149ZM152 243H153V242H152ZM155 243H156V244L158 243V238H157V241H156V239H155ZM181 243H182V242H181ZM187 243H188V242H187ZM193 243H194V242H193ZM240 243L242 244L243 241L241 240ZM22 244H21V245H22ZM27 244H28V243H27ZM146 244H147V243H146ZM146 244H145V245H146ZM165 244H167V243H165ZM211 244H212V243H211ZM211 244H210V246H211ZM213 244H214V242H213ZM219 244H220V243H219ZM249 244H250V243H249ZM18 245H19V244H18ZM153 245H154V244H153ZM157 245L159 246V244H157ZM160 245H161V244H160ZM162 245H163V244H162ZM176 245H177V243H176ZM217 245H218V244L216 243L215 246H217ZM238 245H240V244H238ZM24 246H25V245H24ZM136 246H138V245L136 244ZM150 246H152V245L150 244ZM150 246H149V247H150ZM154 246H155V245H154ZM158 246H157V247H158ZM177 246H178V245H177ZM212 246H213V248L216 249V247H214V245H212ZM212 246H211V247H212ZM19 247H20V245H19ZM145 247H146V246H145ZM157 247H156V249H158ZM161 247H162V246H161ZM169 247H170V246H169ZM175 247H176V246H174V248H175ZM179 247H181V246L179 245ZM230 247H231V246H230ZM230 247H229V248H230ZM234 247H233V248H234ZM239 247H240V246H239ZM133 248H134V247H133ZM141 248H144V245H143V244H142V246H140V248H139L138 250H140ZM151 248H153V246H152ZM151 248H149V249H151ZM166 248H167V249H166ZM166 248H165V250H168V246H167ZM177 248H178V247H176V249H177ZM208 248H209V247H208ZM11 249H12V248H11ZM11 249H10V250H11ZM26 249H27V248H26ZM144 249H145V248H144ZM161 249H162V248H161ZM241 249H242V248H241ZM159 250H160V249H159ZM162 250H164V249H162ZM162 250H161V251H162ZM184 250H186V249H184ZM184 250H183V251H184ZM247 250H248V248H247ZM7 251H9V250H7ZM29 251H30V250H29ZM142 251H145V252L142 253L143 255H145V253L149 252V250L147 251L146 249H145V250L142 249ZM146 251H147V252H146ZM177 251H178V250H177ZM248 251H249V250H248ZM248 251H247V252H248ZM0 252H1V251H0ZM4 252H5V251H4ZM13 252H14V251H13ZM137 252H139V251H137ZM150 252H151V250H150ZM152 252H153V251H152ZM154 252H156L155 254H159V253H157V251H154ZM162 252H163V251H162ZM216 252H217V251H216ZM26 253H27V252H26ZM31 253H32V252H31ZM34 253H35V252H34ZM139 253L141 254V252H139ZM139 253H138V254H139ZM166 253H167V252H166ZM179 253H180V252H179ZM243 253H244V252H243ZM248 253H249V252H248ZM7 254H9V253H7ZM142 254H141V255H142ZM2 255H3V253H2ZM143 255L141 256V258L143 257ZM148 255H149V254H148ZM162 255H163V254H162ZM162 255H161V256H162ZM177 255H178V254H177ZM5 256H7V255H5ZM26 256H27V255H26ZM32 256H33V255H32ZM145 256H147V254H146ZM150 256H151V255H150ZM157 256H159V255H155L156 258H158ZM161 256H160V261L162 262L163 260L161 259ZM172 256H173V255H172ZM0 257H1V256H0ZM152 257H154V255H153ZM152 257H150V259H147V260L150 261ZM176 257H177V256H176ZM181 257H182V256H180V258H181ZM242 257H244V256H242ZM242 257H241V258H242ZM28 258H29V257H28ZM143 258H145V257H143ZM143 258H142V259H143ZM146 258H148V257H146ZM146 258H145V259H146ZM164 258H166V257L164 256ZM171 258H172V257H171ZM177 258H178V257H177ZM177 258H176V259H177ZM210 258H211V257H210ZM241 258H240V259H241ZM3 259H4V258H3ZM8 259H9V258H8ZM8 259H6V261H7ZM152 259H153V264L156 263V262L158 263V261H159L158 259H157V261H156L154 258H152ZM167 259L169 260V258H167ZM167 259H166V260H167ZM173 259H174V258H173ZM173 259H172V260H173ZM10 260H11V259H10ZM30 260H31V259H30ZM154 260H155L156 262H155ZM166 260H165V261H166ZM209 260H210V259H209ZM22 261H23V260H22ZM142 261H143V260H142ZM160 261H159V263H160ZM179 261H180V260H177V262H179ZM213 261H214V260H213ZM10 262H11V261H10ZM25 262H26V261H25ZM131 262H132V261H131ZM169 262L171 263L172 261L170 260ZM177 262H176V263H177ZM30 263H31V262H30ZM30 263H29V264H30ZM32 263H33V262H32ZM142 263H143V262H142ZM145 263H146V262H145ZM151 263H152V260H151ZM181 263H182V262H180V264H181ZM208 263H209V262H208ZM208 263H207V264H208ZM240 263H241V262H240ZM1 264H2V263H1ZM143 264H144V263H143ZM146 264H148V262H147ZM160 264H162V263H160ZM164 264H167V263H164ZM172 264H173V263H172ZM182 264H183V263H182Z\"/></svg>","mask_w":264,"mask_h":264}]
</instances>
